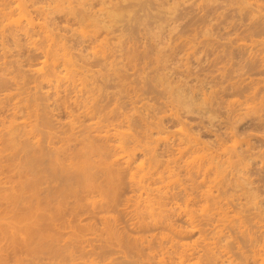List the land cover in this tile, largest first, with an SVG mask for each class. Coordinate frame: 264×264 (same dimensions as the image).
Instances as JSON below:
<instances>
[{
    "label": "bare ground",
    "instance_id": "6f19581e",
    "mask_svg": "<svg viewBox=\"0 0 264 264\" xmlns=\"http://www.w3.org/2000/svg\"><path fill=\"white\" fill-rule=\"evenodd\" d=\"M148 1L149 0H0V175L5 176V179H2L3 176H2V178L0 176V183H3V184L8 183L7 187H5L7 184L6 185L5 184L0 185V187H1L0 188V264H27L26 261H28V263L30 262L31 264L34 262L33 264H35L37 262V260H38V263L40 264V262L42 260V258L40 256H42L43 254L44 255L47 254L46 257H44L46 259H45V263H43V264H48V262H49V264H69V263H71V261H72L71 264H73V263L74 264H121L120 261L117 262L118 258L120 260L123 259L122 261L125 260L126 262L135 263V264H153V263L154 264H217L216 261H218L219 263H223V264H224V262H226L228 264L229 260L226 261V259H228L230 257V256H228V251H229V255H231V254H233V252H231L233 250L230 251L226 248L229 246L230 243L224 245L220 241V238H222V235L225 234L224 232L228 231L230 233V231L232 230L231 232L233 233V231L236 230L235 233L236 234L238 233L237 234L238 236L241 234V232L246 233L247 236H251L250 233L254 235V232H252L253 227L256 229L255 235L257 236V232H258L259 236H258V238L255 237V235L251 236L252 238L248 237L250 239L249 245H250V243H252V245H250V246H252L251 247L252 249L249 247V245H248V249L244 248V247H247V246H244V245H247L245 242L247 240L244 237L245 236L244 234H243L244 236L240 235V236H243L240 238H242V239L244 238L243 239L244 244L240 241H239V244H237L238 243L237 241L239 239L235 240V238H238V237H236V234H234L235 235L234 236L232 233L230 236L233 235V237H235L234 239H233V237H231L233 239L232 241H230L229 238L227 239V241L224 240V239H226V236H228L229 234L224 235L223 236L224 239L223 238L222 239L225 241V243L226 242L233 243L234 240L237 242V243L236 242L233 243L232 246L237 244L236 247L235 246L234 247L236 250H238L240 252V254L238 251L234 250L236 252L235 254L238 253L239 255H242V254L247 255V254H249V252H252V254L250 253L249 255L246 256V259L248 256L252 258L251 259L248 257L249 258L248 262L245 261L246 264L249 263L250 260H253L251 264L255 263V261L257 259H253V258H256L258 255H259V258H261L260 259L261 261L258 260L260 263L256 261V264L257 263L258 264H264V255L261 254V252L264 250V222L262 221V219L264 220V218L261 215V214L264 215V213H262L263 210L260 211L261 213L260 212L258 213V211H255V212H257L258 216L261 217V219L259 217L255 218V216H257V215H256V213L252 212L254 210L248 211V213L252 212L255 214L252 216L250 214H247V212H246L247 215L243 214V212L241 214L240 213L241 209L239 206L237 207V204H236V207L240 209V210L238 209L239 212H237V209H235L236 207L234 208L230 205L231 209L234 208L233 210L235 211V212L232 211L233 212V213H231L232 215L229 213L227 215L228 209L230 208V207L227 208L229 206V205H227V207H226L227 211H225L226 213H224V214H226V215H224V216H226V218L224 217L225 219L222 216H219V213H218L220 210H223L222 208H224V207H221L220 205L218 206L219 208L216 207V209L217 208L219 209V211L217 212V214L219 216V221L225 220V221L229 222V223L226 222L227 223L226 224L224 221H222L226 225L225 224L221 225V227L225 226L224 228H226L228 230L222 229V228H220V226H214L213 227L214 230L218 231L217 234L219 237H220L219 233H221V230L224 231V232L222 231L223 234H221V237L219 238L218 241L221 242L222 245H224L223 247H225L226 250L225 249L221 250L222 249L221 245H219V247H221V248H219L218 245L216 247H218L219 250H221L222 254H224V252L226 251L227 253L225 252V254L228 257L226 259H220L221 256H223V255L220 256L219 254H221V253H219L220 251L218 250V252H217L218 254H216L217 255V258H216V255H215V252H216L215 248L216 247H215V245H216V243L218 244V241L215 242L212 240V238L214 237V240H217L218 236L215 233V231L212 229V231L216 234V236L212 237V235H214V234H212V231H211L212 226L210 225L211 227H209V229L207 226V225H209V223H211V220L213 221V219H214V218L211 219L209 217V215L212 213V209L214 210L215 208L213 207L210 210L207 207H209L208 205L211 204V206H210V208H211L212 202H214V204H215V202H216L215 197L217 194L219 195V193H221V192L224 193V191L226 193H228L226 191L227 187L226 188L224 187L225 190L223 189V185H222V187H220L221 183L223 181H220V184L217 183V182H219V180L222 179L221 177H223V176H221V175L222 174L224 175V173L226 174L227 172L225 171L226 165L222 166V164L225 162V161H223V159L225 157H223V159H222L223 163H222L221 160H219L220 154H219V156H217L215 154L216 157H218V158H216L214 155L215 151H213L212 148H211V151H213V153H211V154L208 153V154L210 156L211 155H213V156L209 157L208 154L203 155L204 152H206V153L208 152V150H206L209 146L208 141H207L208 139L205 140V144L207 143L206 144L207 146H205V147H207L205 149L206 151L204 149H202V151L199 150V151H201L200 154H202L203 156H207L208 158L207 157L204 158V157H202V155L198 156L197 154L194 153L195 152L194 150L200 149V148H197V146L201 143V141L203 142L204 140H201L203 138H199L200 134L197 135L194 132V130L191 131V129L185 127V123L183 122V121H185V119L183 120L182 117L180 119V115H179L180 113H177L178 110H176V112L169 111L170 113L167 114L168 116H166L165 113H164V115L163 114L160 115L161 112L158 111L160 113V114H158V112L157 111L155 112L154 110L153 111L155 113H153L152 115H148V114H146L147 112H143L144 114H146L145 115L146 117H145L143 114H142L143 116L141 115V113H142L141 110L138 111L136 109L140 113V115L137 113V111H136V113L138 115H135L136 113L133 114L135 112V109H134V111H133V109H131L132 110L131 112H133L132 114L134 115L133 116V115H131L130 111H129V113L124 111L123 110L124 108L121 109L123 111L122 112L123 114H122L120 109H118V108L116 109L117 105L114 108L112 107L114 110L111 108H107L106 104H102L101 101L99 102V100H102V99H100V98L98 99L96 97L95 91H97V89H98V84L96 83V80L93 81L94 80L93 78H96V77H94V74L92 73V69H90V67L93 66V65H91L93 62L92 63L89 62V59L90 58H96L98 63L102 62L101 63V64H103L102 66H104V64H109V67H110L111 64H110V62H108V58H109V56L110 57L112 56V55H110V54H112L111 53L112 47L113 46L116 47L118 45L120 48L123 49L122 40H125V39H123L124 35L123 34L121 35V29L119 27H122V26L125 27V24L123 22V21H125L124 17L125 18L129 17L133 21H136V19L139 17V16H137L138 12H141L142 10H143V13L145 12V15L148 14L150 17V14L154 13V11L156 9H154V11H152L151 8L153 9V6L151 5V3H149V2H151V0L149 2ZM156 1L158 2V0H156ZM156 1H154L155 5H156ZM212 1H215V0H199L198 1L196 10L194 11V13H196V11L198 10L197 14H195L196 16H198V19L203 18L204 15L208 12L207 11L208 7L211 6ZM243 1H246V2L250 1L249 2L250 5H252V6L255 5V7H257V8L254 9L255 10L254 13L255 14L259 13L256 15H257V17H261V19H262V15L258 16V15H260V13L262 14V10H264V5H262L260 3V1L259 2H257L258 0H253V1L243 0ZM154 2L152 4H154ZM252 2L254 3V5ZM159 3H160V5L162 4L161 1H159ZM164 3H166V2H164ZM246 4L248 7V3H246ZM163 5L164 4H162V6ZM133 6L137 7V9L136 8L131 9V8H134ZM156 8H158V7H156ZM169 9L168 8L166 9L169 12L166 10H165V12H168V14L171 15V17H169V18H171V20H172V18L175 19L176 15L178 13H181L180 4L178 2H174V4L172 6H170ZM240 9H242V7L239 8V11H240ZM242 10H244V9H242ZM240 12H242V11H240ZM190 14L192 15V12ZM152 15L153 14H151V17H152ZM216 15L218 16V13ZM153 16H156V15H153ZM248 17H250V16H248ZM251 17L253 20L256 16L251 15ZM176 18H178V17H176ZM216 19H217V17H216ZM255 19H257V18H255ZM261 19L259 18L258 21H260ZM263 19H264V17H263ZM250 20H251V18H250ZM258 21H257V23H258ZM250 23H251V21H250ZM254 23H255V21L252 23L253 26H254ZM127 25H129V24H127ZM232 25H229V26H232ZM244 25H246V24H244ZM236 26H238V25H235V27ZM242 26H243V24H242ZM248 26H246V27H248ZM124 27H122V30H124L123 29ZM113 28L114 29H116V28L120 29L119 35L118 34L116 35L114 33V35H116L115 37L112 35H111L112 37H109V39L112 38V39L117 40V45H114V43L111 42L112 39H110L111 41L109 43L108 36H106L110 32L109 29H111V32H112ZM222 29H223V27H222ZM244 29H245V27H244ZM212 30H213V28L205 29L203 31V33L201 34L200 39L202 37L203 38L200 41L199 40L195 41V38H197L196 36L191 37V36H186V35H184L186 37L183 36V39L181 38L182 42L179 40L180 43L184 42V44H185L184 50L182 49V47L184 45L180 44V46L183 45L181 47V49L183 50L181 55L186 56V57H184V59L185 58L188 59L187 57H189L191 55L192 50L195 51L196 48L200 46L199 42H200V44L203 42H209L210 40H212L214 38V35L212 36V34L214 33V32H212ZM234 30H235V28H234ZM236 30H237V28H236ZM249 30H251V29H249ZM234 32H233V35H234ZM247 32H248L246 35L247 37H245V38H238L237 34L238 33L240 34V32L239 31L235 32V34L237 36L236 37L234 35L236 37L235 39L239 40V42L237 41L238 43L237 42L235 43L236 44L235 50L238 51L237 53L241 52L239 54L240 56H241V54L244 55L247 50H249V51L251 50L250 53H249V51H247V53H249V54L246 53L245 58H246L247 62L251 65V68H252V67H254L253 64L256 63L254 61L256 58V55L254 54V53H256L255 52L256 50L253 49V50H255L253 53L252 48L257 47V49H258V46H256L257 43L261 48V44H259L260 42L257 41L258 38L256 39V37H255L256 33H253L252 31H247ZM102 33H103V36L100 37V35H102ZM248 34L249 35L251 34V35L249 36ZM131 35H132V33H131ZM240 35H243V34H240ZM155 36H157V35H155ZM234 36H232L233 39H234ZM256 36H258V35H256ZM129 38L132 39L131 36H129ZM226 38L228 39V42H227V44H226V42L225 43L223 42L225 44V46L228 45V43L230 42L229 40L233 41L231 39V35L226 36ZM260 38H259V40H260ZM261 40H262V38H261ZM263 41L264 40H262L261 43H263ZM195 42L196 43L198 42L197 43L198 46H196V44H193ZM215 42H217V39ZM218 42H220V41H218ZM128 43H129V41H127V44ZM160 43H162V42H160ZM173 43H175V42H173ZM223 43H221V44H223ZM167 44H169V42ZM211 44H212V42H211ZM211 44L209 45V47L211 46ZM111 45H113V46H111ZM126 45H125V47H126ZM194 45L196 46L194 48L195 50L193 49ZM173 46H177V45H173ZM205 46H207V45H205ZM205 46L203 44L202 47L201 46L199 47V49L201 48V50L203 48H205L202 51L206 50V52H204V53H206V54H204V56L206 55V57H204L202 60L200 57V55H201L200 52H199L200 55L197 53L199 56L195 52H192L193 57H195L193 53H195V55L198 56L197 58L195 57V59L197 61L194 58H193V60H195V62H197L196 64H200L201 67L204 66V64L202 65V63L207 61V59H208V64L206 63L207 66H209L210 62H212L213 64L215 62H217L216 55H215L216 58L214 57V59L207 57L208 56L207 52L208 51L213 52V50L215 49L216 46L213 45L210 48L205 47ZM115 47H114V49L119 48V47L118 48H115ZM160 48L161 47H159L157 49H160ZM260 48H259V50L262 49V48L261 49ZM162 49H164L163 46H162ZM113 50H112V52H113ZM161 50H158V51L161 52ZM158 51H156V52H158ZM171 51H173V50H171ZM178 51L180 53V50H178ZM221 51L225 52L224 48ZM114 52H115V50H114ZM175 52H176V49H175ZM175 52L172 53L173 55L171 54V59H172V56H173V58L175 57V55H176ZM196 52H198V51H196ZM215 52L218 53V51H215ZM227 52H228V50L226 51V54H227ZM153 53H154V50H153ZM183 53H184V55H183ZM229 53L230 54L232 53L231 55L235 54V53L230 52V51H229ZM165 54H166V52H165ZM202 54H203V52H202ZM214 54H216V53H214ZM214 54H213V56H214ZM218 54H220V53H218ZM218 54H217V56H218ZM230 54H228L227 57ZM256 54L258 55L261 53H256ZM135 56H137L136 53H132L128 57L129 61L132 62L133 65H135L133 62V59L135 58ZM160 56H157V57L159 58ZM162 56H163V54H162ZM180 58H181V56H180ZM205 58H207V59H205ZM209 59H211V60H209ZM229 59H230V57H229ZM241 59H242V57H241ZM158 60H160V59H158ZM158 60H156V63ZM188 60H186V61L188 62ZM164 61H166V60H164ZM164 61H163V63H165ZM171 61H173V60H171ZM231 61H232V59L228 61L229 63L227 62L228 66L231 64L230 63ZM263 61H264V59H263ZM259 62H261V61H259ZM163 63H162V65H163ZM166 63H170V61L166 62ZM174 63H176V62H174ZM158 64H159V62H158ZM222 64H224V63L222 62L221 64H217V65L222 66ZM244 64H245V66L247 65L246 61H244ZM88 65H90V66H88ZM171 65H172V63H171ZM237 65H235V66H237ZM240 65H241V63H240ZM261 65H263V64H261ZM228 66L226 65L225 67L228 68ZM230 66H229V68L232 67V66L231 67ZM24 67H25V69H24ZM104 67L107 68L108 66H104ZM156 67H157V64H156ZM158 67H159V65H158ZM173 67H174V65H173ZM198 67H199V65H198ZM225 67H224V65L222 66V68H225ZM238 67H239V65H238ZM113 68L117 69L118 67L117 68L113 67ZM165 68H167V67H165ZM168 68L173 70L170 66ZM194 68H195V66H194ZM262 68H264V67H262ZM108 69L109 68H107L106 70H108ZM114 69L111 73L114 72ZM170 69H168V70H170ZM185 69H188V68L185 67ZM199 69L201 70V68H199ZM225 69H224V71L222 69L221 73L226 72ZM254 69H257V68H254ZM163 70H164V68H163ZM171 70H170V72H171ZM189 70L190 69H188V71ZM235 70H236V72L237 71L240 72V69L239 70L235 69ZM242 70H241V72H242ZM260 70H261V68H260ZM119 71H121V70H119ZM119 71L115 70V72H117V74L120 73ZM179 71L180 70H178V72ZM218 71H220V69ZM231 71H232V69H231ZM115 72L113 75L110 74V72H109L110 75L108 73H106L108 76L103 74L101 79H103V81H105L107 84L108 81H106V80H109V77L111 75L114 76ZM176 72H177V70H176ZM186 72H187V70H186ZM163 73L165 74V72H163ZM204 73H206V72H204ZM216 73H218V72H216ZM255 73H256V71H255ZM257 73H259V72H257ZM247 74L248 73H246L245 78L248 77ZM120 75L121 74H118V76L116 75L117 77H114L112 79H115V78L117 79L118 77H120ZM170 75H171V73H170ZM197 75H199V74H197ZM213 75L214 74H212L211 77L209 76L210 78L208 76L206 77V75H204L205 77H203V78L206 80H207V78H209V79H211L210 81L212 82L213 78L215 77V76L213 77ZM224 75L227 76V74H224ZM166 76H167V73H166ZM172 76H170L171 79H172ZM200 76H201V74H200ZM240 76H241V74H240ZM196 77L197 76H195V78ZM220 77H221V75H220ZM222 77H223L222 79H224V76H222ZM235 77H237L236 74H235ZM249 77H248V79L250 81L249 80L247 81L244 78H240V79L238 78V80H236L232 77V80H230V84L232 85V88H234L235 84H236V87L241 86L242 83L245 84V80L247 81V83H249V82L252 83L254 80H252L253 78H249ZM255 77L260 78L261 76L260 77L255 76ZM166 78H168V77H166ZM195 78H194V81H195ZM118 79L123 80L122 78H118ZM185 79H186V76H185ZM187 79H189V78H187ZM187 79L185 81H189ZM91 80L95 83H92ZM261 80H262V77H261L260 81ZM88 81H91V82H88ZM200 81H199V84H200ZM210 81H207V83H210ZM214 81H215V79H214ZM101 82H102V80H101ZM119 83H120L119 85L121 86V87L119 86V88L122 90L123 89L122 87L125 86L126 83L124 82V80H123V82L120 81ZM121 83L123 84V86ZM202 83H203V85L205 84L204 82H202ZM216 83H217V81H216ZM220 83H221V81H220ZM227 83H229V79L227 80ZM93 84H96L97 86H95V85L93 86ZM176 84H177V82H176ZM226 84H224V85H226ZM255 84L257 85V83H255ZM172 85H173V83H172ZM172 85L171 86L168 85V87H170L171 91L174 93V95H171V97H170V94L172 92L168 95L172 100L170 103H172V104H174V102L175 103H177V102L182 103L184 106H182V104H178V103L177 104L182 106V109L184 107L186 108V109L184 108V110H187V111L183 110L184 112L189 111L190 113H192V112L193 113H199L198 115H196L198 117L201 114H204L206 112V110L211 109L213 107L211 105L213 98L217 97V96L213 97L211 93L210 94L204 93L206 91H204V92L200 91L201 93L195 92V91H199V90L195 87L197 90L193 91L194 89L192 90V88L191 89L189 88L190 86L192 87V85L188 84L189 86L186 87L185 86L186 83H184V85H182V83H181V86H179L177 84L178 88L176 85H174V86H172ZM231 85H229V86H231ZM233 85H234V87H233ZM261 85H263V84H261ZM88 86H90V87L88 88ZM91 86L96 87V89L91 88ZM159 86H160V84H159ZM208 86H209V84H208ZM229 86H228V89H229ZM246 86H248V85H246ZM163 87L165 88V86H163ZM168 87H167V89H168ZM209 87H212V86H209ZM236 87H235V89H236ZM172 88H175V89L177 88L176 92H174L173 91L174 89H172ZM213 88H214V86L211 89H209V91L210 90L215 91V88L214 89ZM220 88L222 89L223 86ZM254 88H255V86L253 87V89ZM257 88H258V85L256 86L255 89H257ZM124 89H126V86ZM228 89H227V91H228ZM231 89L229 90L230 92H231ZM121 90H119V91L121 92ZM158 90H160V89H158ZM161 90L163 91L164 89H161ZM205 90H206V86H205ZM122 91H126V90H122ZM233 91H235V90L232 89V92ZM237 91H238V89H237ZM251 91H252L251 92L252 95L250 93L249 97L250 96L254 97L255 96L254 94H256V90L255 91L251 90ZM132 92H133V90H132ZM223 92H225V91H223ZM246 92H247V90H246ZM133 93L135 94V96L133 94L132 95L137 98L136 93L135 92H133ZM128 94H129V92H128ZM225 94H224V96H225ZM236 94H237V92H236ZM236 94H234V96H236ZM205 95H206L207 99H209L208 98L209 96H207V95L212 96V101L211 100H210V102H209V100L206 101L207 99L205 98ZM124 96L127 97L126 94ZM129 96H131V95H128L129 103H131L130 100L135 102L136 98H134L132 96H131L132 98H129ZM201 96H203L202 100H204V101L198 100ZM243 96H245L244 93H243ZM246 96L248 97V95H246ZM261 96H262V94H261ZM261 96H259V97H261ZM263 96H264V94H263ZM98 97H100V96L98 95ZM165 97H167V96L165 95ZM172 98L175 99L174 102H173ZM220 98H218V99H220ZM234 98H233V100H234ZM239 98L238 99L236 98V99L239 100ZM261 98L263 99V97H261ZM210 99H211V97H210ZM228 99H229V97H228ZM247 99L244 100V102L246 101V103H244L242 101H241L242 103L241 102L237 103V101H236V103H237L236 108L238 107V109H237L238 111H240V109H242L241 108L242 106L244 107L242 109V111H244V109L246 107H248L247 105L251 101L249 102ZM167 100L168 99H166V102H167ZM230 100L227 103H229ZM258 100L260 101V98ZM159 101H160V99H159ZM169 101L170 100H168V102ZM205 101H206V103L208 102L207 104L211 105L212 107L207 106ZM216 101H215V103H216ZM232 101L230 102V104H232ZM259 101H258V103L261 104L262 101L261 102H259ZM99 103H101V104H99ZM240 103L241 104L244 103L246 106L242 105L241 107H239ZM217 104H218V102H217ZM230 104H228V105H230ZM234 104L235 103H233V105ZM254 104L257 105V102L256 103L254 102ZM263 104H264V101H263ZM257 106L260 107L259 105H257ZM118 107H119V105H118ZM175 107L177 108L178 106L176 105ZM209 107H211V108H209ZM231 107H232V105H231ZM62 108L64 110H61ZM167 108H170V107H167ZM171 108H172V106H171ZM248 108L251 109L250 104H249ZM178 109H180V108H178ZM250 109H249V112H248V109H247V111H245V112H248L247 117L252 112L255 114L254 111L250 112ZM58 110H60V112L64 111L65 112L64 114H66V117H65L66 120L64 119L65 121L62 122V124H61V122H60V124H58L59 122L57 121L58 120L57 116L59 114ZM116 110L117 111L119 110L118 113L120 112L122 114L121 115L122 117L120 116V119L118 118V116L116 117V115H115V113L117 112ZM170 110H172V109H170ZM260 110H259V112H260ZM112 111H115V112H113L114 114L112 113ZM165 111H166V109H165ZM179 112H181V111L179 110ZM120 113L118 115H120ZM166 113H167V111H166ZM209 113L212 114L211 111ZM227 113H225V114H227ZM236 113H238V112H236ZM263 113L264 112H262V114ZM187 114H189V113H187ZM211 114L210 115L208 114L210 117L207 115V113H206V115L205 114L204 115L207 116V119H213L214 120V118L217 115H215L216 113H214V115L212 114L214 116V118H212L213 116H211ZM233 114H234V112H233ZM243 114L246 115L244 112H243ZM191 115H193V114H191ZM204 115L202 117H204ZM258 115H260V114H258ZM149 116H151L150 117V119L152 118L151 120L148 118ZM80 117H83L82 119L86 118L88 120V122L82 120ZM242 117H240V118H242ZM228 118H229V116H228ZM258 118H260V117H258ZM54 120H56L57 122ZM166 120L172 121V122L178 121V125H179L178 129L176 126H175L176 127L175 129H177L176 130L177 133H179L181 136L180 137L177 136L178 134H176V136H177V139H178V137L181 140H183V138H184V142L182 141V143H181V141H179V139H178V141L176 140L178 143L176 142V144H175V142L172 143V141H170L168 139L169 138L168 136H165L166 134H168L167 129L169 127V126H165V124H164V121H166ZM216 120H219V119H216ZM239 120H241V119H239ZM236 121H235V123H233L234 126L237 123ZM124 122H126V123L124 124ZM196 122H198V121H196ZM208 122L211 123L212 120L211 121L209 120ZM238 122L240 123V121H238ZM142 123H144V124H142ZM187 123H189V122L187 121ZM214 123H215V121H214ZM217 123L219 124V122H216V124ZM228 123L230 124L231 121H229ZM190 124H192V123L190 122ZM221 126H222V124H221ZM225 129H227V128H225ZM205 130H206V128H205ZM205 130H204V132H205ZM233 130H231V131H233ZM256 131L258 132V130H256ZM165 132H167V133L165 134ZM263 132H264V130H263ZM148 133H149V135H151V134L157 135V136H155L157 138L155 140H157L158 144L162 139H165L166 137H168V138H166L167 141L166 140L165 141L166 142L170 141L172 144L171 143H165L161 147L156 146V145L151 146L150 140L152 142H155V141L152 140V139H154V138H152L153 136L149 137V138H151V139H149V141H148V139H145V138H148V136H147ZM169 133H172V132H169ZM207 133H208V131H207ZM161 134H165L164 138H161V136L163 137V135H161ZM213 134H214V132H213ZM223 134L225 135V133H223ZM251 134L253 135L252 132H251ZM173 135H175V134H173ZM141 136L144 138H140ZM208 136H206V137H208ZM229 136H231V134ZM250 136L251 135H249V137ZM239 137H241V136H239ZM239 137L236 138V140L234 139L235 138L234 137L233 140L237 141L239 143V140H241V139H239ZM173 138L176 139V137H173ZM158 139H161V140L158 141ZM211 139H213V137ZM237 139H239V140H237ZM244 139H245V141L242 139L243 141L241 140V142L239 144L237 143L238 145H240L242 143L238 148H236L237 145L236 146L235 145L230 146L228 144H227V146H229V147H227L224 144L225 142L223 143L224 144V146H223V145H221L223 141L222 142L219 141L220 143L218 142L217 145H219L218 147L222 146L225 148V149L223 148L224 151H222V153H224V154L228 153L227 151H230L228 156H226L227 158H225V159H227L226 164L229 163L228 166L231 167V170L229 169L230 167L227 169H229L231 171V175H230L231 177L230 178H233L232 180H234V177H236L235 179L238 182L234 183L231 180V183L233 182V184H237V185L232 186V184H231V186H229V187L244 186V188H243L244 191L241 187L238 189H240V193L242 191V193H241L242 197H243V195H245V197H246L245 199L243 198L244 200H246L243 202V204L245 202L247 203V201H248V204L245 203L247 205L246 210H248L251 207L252 203L253 204L255 203L252 200L253 199L252 197L254 196V200L259 198V197L256 198V196L258 194L254 195L256 193L253 192V191H255V189L257 192V188L259 190V187L255 186L256 185L255 182L252 183V181L250 180V179H252L251 177L249 180H248V178H246L247 177L246 171L248 169L247 166H249V164H248L249 162H247V160H249V158H251V157H249L250 154L255 153V152L252 150V149H254V148H252L254 146H253V144H251L252 147L250 146V142L247 140L248 138L247 139L244 138ZM94 140L99 141V142L97 141L98 145H97V142L94 143ZM215 140L217 142L218 139H215ZM162 141H164V140H162ZM234 141L232 143H235ZM185 142L190 144L192 147H195V149L191 147V149H194L193 150L194 152L188 151L190 149L186 150V148H188V145H185L186 144ZM243 142H244V144H243ZM210 143L211 142L209 141V144ZM180 144H182L181 147H183V146L185 147L186 152L188 151V152L192 153V156L189 157L190 160H189V158H187L188 155H187V157H184V158H187L188 160L187 159L186 160L181 159V160H183V162L181 160H179V162L181 161L183 164L178 162V159H180V156H182L181 154L184 151V147L181 149L177 146ZM259 144H258V146H259ZM201 146H204V144H201ZM243 146H244V148H243ZM230 147H233V148L235 147V148L230 149ZM202 148H204V147H202ZM180 149H181V151H179ZM208 149L210 151V148H208ZM226 149H227V151H225ZM250 150H251V152H249ZM176 151H179V154H176L177 156H175V153H178ZM196 151H198V150H196ZM218 151H221V149L219 148ZM245 151L250 153V154H248V153L246 154ZM242 152L243 153L245 152L244 153L245 156L243 155ZM184 154H183V156H184ZM187 154H189V153H187ZM193 154H195L194 155L195 157H193ZM261 154L262 153H260L259 156H262ZM247 155H249V156H247ZM222 156H223V154H222ZM254 156H256V155L252 154L253 159H255ZM263 156H262V158H263ZM197 157H199V160H201V162L199 160H197L198 159ZM246 157H248V158H246ZM195 159L198 162L195 161ZM203 159H204V161H202ZM263 162H264V160L262 161V163ZM220 166H222L223 168L225 167L224 168L225 172L222 170L224 173H222V171H221L222 168L221 169L219 168ZM97 167H98V171L96 170ZM259 167H260V165H259ZM218 168L220 169L219 171L221 172V174H219L220 176H218L215 172V171L218 172ZM229 170H227V171H229ZM126 171H128V175H129L128 176L129 185L135 186V191L136 190L139 191V189H140L139 195L135 196L137 199L138 198L139 199L137 201L135 198H133L136 200V201L134 200V202H137L136 203L137 206L139 205V203L141 201L145 202L143 206L148 207V209L146 210L147 212L145 211L146 213L144 212V210L146 209L144 207V210L141 209L140 212L138 211L136 214H133L132 219H131V216H129L130 217L129 219H131V220H129V223L133 222V225H134L133 228L137 227L136 229H138V228L141 229L142 227L143 228L149 227L151 225V223H152V225L156 224V227H157L158 223L159 224L162 223V225H164L166 227V232H164L163 230H160L163 232H159L158 237L156 235L155 236L151 235L152 236L151 238L148 237L149 239H152V240H147L148 239L147 237H145V239L141 238L142 240L144 239V241L146 242L145 243L143 241L145 243V245H144V243L139 245V242L141 243V240L137 241V239L139 237H137V239L135 238L134 240H136V241L134 242V240L132 241L133 238L132 239L130 238L131 239L130 240L128 237V239H127V238H125V234L122 231H121L122 233L117 231V230H119V228L115 229L117 227L115 225V223L117 221V215H116V213H114L115 215H113L114 210L113 209L111 210L110 207H112V206L116 207L115 204L116 203L119 204L118 202L120 201L121 194H122L120 191H122L121 189H124L123 187L125 186V180H124L125 176L123 174ZM209 171L211 172V174L215 173L218 176V180L216 182L215 179L217 178V176L214 175L216 178L215 177L213 178L215 180V181L213 180L215 183H213V181H212L213 185L215 184L213 187H217L219 184L220 186H218V187L220 189L222 188L223 190L221 189L222 191H220V189H219V191H220L219 192L218 190H214L211 187L209 188V186L207 184L206 185L208 186V188L210 190L207 189V187H206V189L205 188L204 189L208 193L206 192V194H204L205 190L201 189L200 193L202 195L204 194L203 195L204 198L202 197V195H201V197H202V199H205V196H206V198L208 200L206 199L207 201L206 200H204V201H206V203H208V205L206 203H204V206H203V203L201 205V207H204L207 209H204V208L201 209L200 206L197 205V206H199V208L201 210L198 207L197 208L195 207L196 209L200 210V213L198 216H202L201 219L204 218L203 219L204 221L203 220L200 221V218L195 219L196 216L193 217L194 214L192 215V213H195L194 212L195 210L193 211L192 207H191V209H189L190 207L189 208L187 207L188 206L187 203L189 200H190L189 201L190 203L191 202L193 203V201L194 202L196 201V200H194L195 198H193V197H195V193L193 196L188 197L190 195V190H189V188L187 189V186H191V185L193 186L194 184L196 185L197 176H199L201 173H203V175H206V173H208ZM212 171L214 173H212ZM230 171L228 172V174L230 173ZM95 172H97V173H95ZM238 172H240V174H238ZM98 173L102 174V175L99 174V176L101 175V178H98ZM245 173H246V175H245ZM211 174L206 175V179H207V176L210 177ZM90 175H91V177H90ZM232 176H234V177H232ZM45 178L46 179L48 178V179L46 180ZM82 178H83V180H82ZM90 178H91V180H93L95 182L97 180V182H96L97 184H95V183L93 184V181H91ZM95 178H97V179H95ZM189 178H192L191 179L192 182L187 181L188 185L185 182L186 185L184 184V186H183L182 183H184V180L189 179ZM193 178H195V180H193ZM99 179H102L103 181H100ZM203 179H205V177L202 176V174H201L200 178H198V181L201 180V182H202ZM224 179H226V181L227 180L229 181V179L225 178V176H224ZM48 180H50L53 183L52 187H50V188L48 186H47L48 188L47 187L46 188L40 187L43 181L46 184L45 181H48ZM84 180L85 181L87 180L86 181L87 183ZM208 180H211V179L208 178ZM208 180H206V181H208ZM189 181H190V179H189ZM193 181L194 182L196 181V183H193ZM206 181H203V184H205ZM228 181L223 182L222 184H224V186H227ZM91 182L94 186L91 184ZM80 183L81 184L84 183V184H82L83 186L87 184L86 186H84L85 190H84V188H80V187H83L82 185L80 186ZM190 183H192V184L189 185ZM199 183H200V181H199ZM199 183H197V184L199 185ZM210 183L211 182H209V184ZM212 183H211V186H212ZM251 183L254 185V187H253V188H255L254 190H252L253 188L250 187V186H253V185H250ZM203 184L201 186H203ZM229 184H230V182H229ZM90 185H92L91 188H93V189L90 188ZM199 186L196 185V188L198 187V189L200 190V188H202V187L201 186L199 187ZM245 186H246V189H248V191L245 190ZM218 187L215 189H218ZM42 189H43V191H42ZM193 189H195V188H192V190ZM233 189H231L229 191L231 192ZM263 189H264V187H263ZM88 190H90V191H88ZM195 190H193V191H195ZM213 190L218 191V193L215 194L216 193L215 192L213 194V193L209 192V191H213ZM198 191L196 193H199ZM248 193L250 194L252 199L248 198V200H247V196L250 197L248 195ZM257 193H259V192H257ZM142 194L143 195L145 194V195L143 196ZM191 194H192V191H191ZM211 195H215V196L211 197ZM230 195L234 196V195H237V193L236 194L232 193ZM119 196H120V198H119ZM133 196H131V198ZM142 196H143V198H142ZM208 196H210L213 201L211 199H209L210 197L208 198ZM179 197L185 198L183 200L184 201L187 200V201H185L186 204H185V202H183L184 204L181 203L182 200L180 198V201H179ZM197 197L199 198V195H197ZM226 197L228 198L229 195ZM131 198L126 197V200L130 201ZM191 198H193V200H191ZM198 198H196V199H198ZM213 198H215V199H213ZM218 198H217V200H221L220 199L221 197L219 199ZM223 199L225 200V198H223ZM235 199H237V198L235 197ZM239 199H240V197H239ZM81 200H83V201H81ZM209 200H210V203H209ZM228 200H229V198H228ZM262 200H264V198L261 199V201H259V202L261 203ZM226 201H223L222 203H225ZM236 201L237 200H235L233 202L236 203ZM242 201L240 203H242ZM249 201H252L251 204ZM82 202H84V203H82ZM142 202L140 204H142ZM259 202H256V203L260 204ZM198 203H200V202H198ZM237 203L239 205V201ZM133 204L134 203H132V205ZM136 204H134V205L136 206ZM182 204L184 205V207ZM231 204H233V203H231ZM245 204H244V206H245ZM258 204H256L257 206L253 205L254 207H256V210H257V208L260 210V207L258 206ZM84 205L90 210V212L87 209L83 208ZM67 206L68 207L70 206L69 209ZM137 206H136V208H137ZM240 206H242V205L240 204ZM254 207H253V209H255ZM65 209H67L69 214H70V215H68V218L70 216H72L73 219H75V217L79 214L80 211H81V213H84L85 211H86V213H88V212L90 214L92 213V215H94L95 217L97 215V218H99L98 223H100L101 225L100 226H98L97 224L95 225L94 221H91V223L94 222L93 223L94 226L91 223L88 225V222H90V220H86L87 221L86 222L82 219H79L80 218V216H79L80 214H79L78 215L79 217H77L76 220L77 221H78V219L82 220L81 221L82 223H80L78 221L80 224L79 223L77 224V221H76L73 224V223H71V221H72L71 217H70L71 220H69L70 218L66 219L65 220L66 221L65 227H66V224L67 225L69 224L67 226V228H68V230H70V229L71 230L69 232H68V230H65V229L64 230L66 232H63L64 230L63 231L60 230L61 233H63V234L65 233L64 235L61 234L62 238H60L59 237L60 231L58 229L59 228L58 221L65 219V217H63V216H66V214H67V211ZM109 210L112 211V217L113 218L111 217ZM134 210H135V208H132L131 214L134 213ZM202 210L204 211V213ZM205 210L206 211L210 210V212H211L209 214V212L207 211V217H205L206 215H204V214H206ZM244 210H245V208H244ZM64 211H66L65 215H64ZM176 211L178 214L180 212H182V214H183V212H184L183 215H185V219L187 217V219L189 220L188 225L186 224L187 226H184L183 224H182L183 225L182 226V225H179V222L177 224H176V222H174V220H176L174 218V213L177 214ZM135 212H136V210H135ZM201 212L203 214H201ZM221 212L222 211H220V213ZM138 213L139 214L144 213L147 215H146V217H143L145 215L138 216ZM98 214H99V216H98ZM212 214H214V212ZM215 214H216V212H215ZM222 215H223V213H222ZM228 216H230V218ZM108 217H109V219H108ZM135 217H136V219H135ZM111 218H112V221L114 222L113 224H112V222H110ZM114 218H115V220H114ZM215 218L217 219V216ZM243 218H245V220H248L250 223L248 221L244 222ZM253 219H254V221H253ZM133 220H135V222ZM215 220L213 221L212 225L220 223V222L214 223V222H216ZM62 221L64 222V220H62ZM73 221H75V220H73ZM130 221H132V222H130ZM182 221H184V220H182ZM217 221H218V219H217ZM231 221H233V222L238 221V222H237V224L233 225L232 224L233 222L230 223ZM63 222H61V223H63ZM83 222H85V223H83ZM248 223H249V225H248ZM74 225H77V226H74ZM78 225H80V226H78ZM133 225L131 224L130 226L132 227ZM201 225L203 227H201ZM250 225H252L251 232L247 233V232H249V226ZM61 226H63V225L61 224ZM95 226L100 227L99 228L100 230ZM77 227H79V228L77 229ZM80 227L83 228L84 231H81ZM216 227H219L218 229L220 231ZM229 227L231 228V230L229 229ZM61 228H64V227H61ZM202 228H204V229H202ZM97 229L99 230V232ZM158 229H159V227H158ZM207 229L210 230V232H211V234L209 232L208 235L210 234L209 236H211L210 241H213L215 243L214 246L212 244H210V242L208 243L206 241L207 239H209L208 238L209 236L208 237L206 235L204 236V233L207 234V232H204L203 230L206 231ZM131 230H132V228H131ZM202 231H203V233H202ZM58 232H59V234H58ZM196 232H198L197 233L198 234L197 239L199 240V242H196V241L193 242L192 241V243H190V241L182 239L183 238L182 236L187 234V237H189L188 234H193ZM228 232H226V233H228ZM66 233H68V235H66ZM88 234L89 235L92 234V238L91 239L89 238V240H87V237H91V236H89ZM123 234H124V236H123ZM63 236L65 238H67L66 236H68V238L63 240L64 239ZM146 236H150V234H148ZM140 237H141V235H140ZM253 238H257V239H253ZM186 239H188V238H186ZM92 240H96L97 244L92 243L91 242ZM252 240H253V242H252ZM90 242L92 244H90ZM137 242H138V246H140V247L137 246ZM196 243H202V248L204 247L203 248L204 250H206L205 248H207V247H208L207 250L210 249L209 251H207L208 255L202 249V252L206 254V257L203 258V256H205V255H203V256H201V258H203V260H205L206 262L205 261L203 262V260L200 259V255L203 253L201 251H199L200 249L198 250V247H200V246L196 247L198 245ZM241 243L244 247H241ZM203 244H206L207 247L203 246ZM209 247H212V248L215 247V248H213V249H215V252H214V250H212ZM242 248L244 250H242ZM229 249H233V247H230ZM246 250H249V251H246ZM198 251L200 252L199 256H198V253H199ZM8 252H13V253L16 252V254L13 256V258H9L10 257L9 256L8 257L9 260H7L6 255L9 254ZM196 253H197L198 257L195 255ZM85 254H87V255H85ZM99 254L104 256V257L100 258L101 256ZM112 254H118V256H113ZM235 254H233V255H235ZM98 255H99V258H98ZM193 255H195L197 257V258L195 257L196 259H193L195 261L188 258V257H194ZM226 255L224 257H226ZM233 255H231L232 257L230 258V262H231L230 264H238V263L241 264V263H243V262H241V260L239 262V259H238V263H234V260L232 263L231 259L234 258ZM243 255L241 257H243ZM250 255H252V256H250ZM218 256H220L219 260L220 261L222 260V262H220L218 260ZM254 256H256V257H254ZM244 257H245V255H244ZM40 258H41V260H39ZM75 258L78 259V261L74 260ZM235 258H236L235 260H237L238 257L235 256ZM239 258H240V256H239ZM10 259H12V261H10ZM244 259L245 258H243V260ZM223 260H225V261L223 262ZM67 261H69V262L67 263Z\"/></svg>",
    "mask_w": 264,
    "mask_h": 264
},
{
    "label": "rangeland",
    "instance_id": "374dc122",
    "mask_svg": "<svg viewBox=\"0 0 264 264\" xmlns=\"http://www.w3.org/2000/svg\"><path fill=\"white\" fill-rule=\"evenodd\" d=\"M150 1V0H149ZM148 1V2H149ZM154 1H156V0H151V2H149V3H151V5L153 6V9L151 8V10L152 11H154V9H156L155 11H154V13H151V14H153V15H156V16H153L152 15V17H151V14H150V17H149V15L148 14H146L145 15V12L143 13V10L141 11V12H138V14H137V16H139L137 19H136V21H133L132 19H130L129 17H127V18H125L124 17V19H125V21H123L124 22V24H125V27L124 26H122V27H124L123 29L124 30H122V27H119L120 29H121V35L123 34L124 36H123V39H125V40H122V46H123V49L122 48H120L118 45H117V40H115V39H112V38H110V39H112V41L109 39V37H112V36H116L117 34L119 35V31H120V29L119 28H116V29H112V32H111V29H109V33H108V35H106V36H108V39H109V43H110V41L111 42H113L114 43V45H117L116 47L115 46H113V45H111V46H113L112 47V50L114 49V47L115 48H118V49H114L115 50V52H114V50H113V52H112V50H111V53L112 54H110V55H112L111 57L109 56V58H108V62H110V67H109V64H104V66H108L107 68H109L108 70H106L107 68H105L104 66H102L103 64H101L102 62H99L98 63V61L96 60V58H90L89 59V62H93L91 65H93V66H91L90 67V69H92V73L94 74V77H96V78H93L94 80L93 81H95L96 80V83L98 84V89H97V91H95L96 93V97L99 99H102V100H99V102L101 101V103L102 104H106V106H107V108H111V109H113L116 105V109L118 108V109H120V111H121V113L123 112L121 109H123L124 111H126L127 113H129V111L131 112L132 110L131 109H133V111H134V109H135V112L133 113V112H131V115H133V114H135L136 113V111L138 110H141V115L143 114L144 116L146 115V114H148V115H152L153 113H155L156 111L158 112H161V114L158 112V114H160V115H164V113H165V115L166 116H168L167 114L168 113H170L169 111H174V112H176V110H178L177 111V113H180L179 115H180V119H181V117H182V119L184 120L185 119V121L187 120L189 123H187V121L185 122V121H183L184 123H185V127L186 128H189V129H191V131H193L194 130V132L198 135V134H200L199 136V138H203V139H201V140H204L203 142L201 141V143L197 146V148H200V149H196V150H198V151H196V150H194L195 149V147H192L190 144H188V143H186L185 145H188V148H186V150H188V149H190V150H188V151H193L195 154H197L198 156H201L202 154H200L201 153V151H202V149H206L207 147H205V146H207L206 144H205V140H207L208 141V145L210 146H208V148H210V151H209V149L207 148L206 150H208V152L206 153V152H204V154L203 155H206V154H208V153H213V151H217L216 153L214 152V155L216 154L217 156H219V154H220V156H219V160H221V162L223 163V161H225L223 164H222V166L223 165H226L224 168H225V171L227 172L226 174L224 173L225 171H224V168L222 167V166H220L219 168L221 169V171H222V173H224V175L222 174L221 176H223V177H221L220 179L221 180H219V182H217V180H218V176H220L219 174H221V172L219 171L220 169L218 168V172L217 171H215L216 172V174L218 175H216L213 171H212V173H214V174H211V172L209 171L208 173H206V175H209V174H211L210 175V177H208L207 176V179H206V175H203V173H201L202 174V176H204L205 177V179H203V181H206V180H208V178H210L211 180H208V181H206V183L205 184H203V181L201 182V180H199L200 181V183H199V181H198V178H200V176H201V174L199 175V176H197V179H196V181H197V183H199V185L201 186L202 184H203V186H201L202 188H200V190L198 189V187L196 188V185L197 186H199L197 183H196V181L194 182L193 181V183H196V185L194 186H192L191 184L192 183H190L189 185H191V186H187V189L189 188V190H190V195L188 196V197H190V196H193L194 195V193H195V197H193V198H195L194 200H196L195 202L193 201V203L191 202H189L188 201V208L189 209H191V207H192V209H193V211L195 212V213H192V215L194 214V216L193 217H195L196 216V218L195 219H199L200 218V221H202L203 219H201V217L202 216H198L199 215V213H200V210L202 209V208H204V207H201V205H202V203H203V206H204V203H206V201L208 200L207 198H206V196H205V199H202V197H203V195L204 194H206V187H207V189H209L210 187L212 188V189H214V190H218L219 191V187L218 186H220L219 184H220V181H223V182H227L226 181V179H224V176H225V178H227V179H229V181H228V185L227 186H224V184H222L221 183V186L220 187H222V185H223V189L225 190V188H226V191L228 192V193H226L225 191H224V193L223 192H221V193H219V195L217 194L218 193V191H209V192H211V193H215V194H217L216 195V202H215V204H214V202H212V207L210 208V206H211V204L210 205H208V203H206L209 207H207V208H209L210 210L214 207L215 209V211L212 209V213L214 212V214H212L211 212H210V210H207L208 212H209V217L211 218V219H213V221L216 219L215 217L217 216V219H218V221H217V219L215 220L216 222H214V223H218V222H222V221H224L225 223L227 222V221H225V220H221V221H219V216H222L223 218L225 217L226 218V216H224V215H226V214H224V213H226L225 211H227V209H226V207H227V205H229L227 208H229L228 209V212H227V215H228V213L229 214H231V213H233L232 211H234L233 209L236 207V204H237V207L239 206L240 207V209L239 208H235V209H237V212H239V210L241 211L240 213L242 214V212H243V214H245V215H247V214H250L251 216L252 215H255L254 213H256V215L257 216H255V218H257V217H259L260 219H261V217L260 216H258V214H257V212H255V211H258V213L261 211V210H263L262 211V213H264V200H262V202L260 203L259 201H261V199H263L264 198V189H263V187H264V162L262 163V161L264 160V132H263V130H264V113L262 114V112H264V104H263V101H264V96H263V94H264V68H262V67H264L263 65H264V61H263V59H264V41H263V43H261L262 42V40H264V19H263V15H264V10H262V14L260 13V15H258V16H261L262 15V19H261V17H257V15L256 14H259V13H254L255 12V8H257V7H255V5H254V3H253V5L254 6H252V5H250L249 4V2H246V1H243V0H215V1H212L211 2V6L210 7H208V12L204 15V17L203 18H199L198 19V16H196L195 14H197V11H196V13H194V11L196 10V7H197V3H198V1L199 0H158V2L156 1V5H155V2H154V4H152ZM159 1H161L162 2V4H164L163 6H162V4L160 5V3H159ZM248 1V0H247ZM251 1H253V0H251ZM260 1V3L262 4V5H264V0H258L257 2H259ZM164 2H166V3H164ZM174 2H178L179 4H180V11H181V13H178L177 15H176V17H178V18H176L175 17V19H173L172 18V20H171V18H169V17H171V15L170 14H168V10H166L167 8L169 9L170 8V6H172L173 4H174ZM246 3H248V7H247V4ZM158 4V5H157ZM161 6V7H160ZM250 6V7H249ZM134 7V6H133ZM156 7H158V8H156ZM160 7V8H159ZM242 7V9H244V10H242V9H240V11H242V12H240L239 11V8H241ZM244 7V8H243ZM253 7V8H252ZM96 8V7H95ZM137 9V7H134V8H131V9ZM249 8V9H248ZM158 9V10H157ZM165 10L166 11H168V12H165ZM170 10V9H169ZM158 12V13H157ZM192 12V15L190 14ZM166 13V14H165ZM218 13V16L216 15ZM255 14V15H254ZM145 15V16H144ZM148 15V16H147ZM181 15V16H180ZM251 15H253V16H256L255 18H257V19H253L254 21H255V23H254V26L252 25V23L254 22L253 20H252V17H251ZM248 16H250V17H248ZM215 17V18H214ZM216 17H217V19H216ZM180 18V19H179ZM250 18H251V20H250ZM261 19L260 21H258V19ZM130 20V21H129ZM258 21V23H257V21ZM234 21V22H233ZM250 21H251V23H250ZM253 21V22H252ZM122 22V23H123ZM130 22V23H129ZM234 23V24H233ZM239 23V24H238ZM123 24V25H124ZM127 24H129V25H127ZM233 24V25H232ZM242 24H243V26H242ZM244 24H246V25H244ZM229 25H232V26H229ZM235 25H238V26H236L235 27ZM249 25V26H248ZM242 26V27H241ZM246 26H248V27H246ZM222 27H223V29H222ZM231 27V28H230ZM244 27H245V29H244ZM207 28H213V30H212V32H214L213 34H212V36L214 35V38L212 39V40H210L209 42H203V43H201L202 45L204 44V46L205 45H207V46H205V47H208V48H210V47H212L213 45H215L216 47H215V49L213 50V52H210V51H208L207 52V54H208V58H213L214 59V57H215V55H216V60H217V62H215L214 64L212 63V62H210V64H209V66H207V64H208V59L207 58H205V59H207V61H205V62H203L202 63V65L204 64V66H200V64H196L197 62H195V57L197 58L200 54H199V52L201 53V55H200V57H201V60L204 58V57H206V55L204 56V54H206V53H204V52H206V50L205 51H202L203 49H205V48H203L202 50H201V48L199 49V47L201 46L202 47V45L200 44V40H202V38L200 39V37H201V34L203 33V31L205 30V29H207ZM234 28H235V30H234ZM236 28H237V30L240 32V34H243V35H240L239 33L237 34V36H238V38H245V37H247L246 35H247V31H252L253 33H256V35H258V36H256L255 35V37H256V39H257V41L258 42H260L259 44H261V48H260V46L258 45V43L256 44V46H258V49H257V47L255 48H252V51H253V53H254V51L256 52V53H261V54H256V53H254L255 55H256V58H255V64H253L254 65V67H252L251 68V65L247 62V60H246V58H245V54L247 53V51H249V50H247L246 51V53L243 55V54H241V56L239 55L241 52H239V53H237L238 51H236L235 50V47H236V42L238 41L239 42V40H236L235 38L237 37L236 36V34H235V32H238L237 30H236ZM118 29V30H117ZM192 29V30H191ZM241 29V30H240ZM249 29H251V30H249ZM231 30V31H230ZM235 32H234V31ZM258 30V31H257ZM261 31V32H260ZM233 32H234V35L236 36H234L233 35ZM258 32V33H257ZM114 33L116 34V35H114ZM131 33H132V35H131ZM246 33V34H245ZM217 34V35H216ZM224 34V35H223ZM252 34V33H251ZM250 34V35H251ZM112 35V36H111ZM155 35H157V36H155ZM184 35H186V36H191V37H193V36H196L197 38H195V41H197V40H199L198 42H199V47H197L196 48V50L194 49L196 46H198V42L196 43H193V44H196V46L194 45L193 46V49L195 50V51H193L192 50V52H195L197 55H195V53H193L194 54V56L195 57H193V55H192V52H191V57L189 58V57H187L188 59H184V57H186V56H182L181 54H182V52H183V50H184V48H185V44H184V42L183 43H180V41H181V38L183 39V36ZM229 35H231V39L233 40V41H231V40H229L230 42L228 43V45H226L225 46V42H226V44H227V42H228V39L226 38V36H229ZM240 35V36H239ZM249 35V34H248ZM249 35V36H250ZM253 35V34H252ZM101 36H103V33H102V35H100V37ZM129 36H131V38L132 39H130L129 38ZM176 36V37H175ZM180 36V37H179ZM182 36V37H181ZM186 36H184V37H186ZM232 36H234V39L232 38ZM248 36V37H249ZM263 36V37H262ZM175 37V38H174ZM224 37V38H223ZM254 37V38H255ZM262 38V40H261V38ZM259 38H260V40H259ZM171 39V40H170ZM178 39V40H177ZM216 39H217V42H215L216 41ZM175 40V41H174ZM180 40V41H179ZM215 40V41H214ZM222 40V41H221ZM225 40V41H224ZM227 40V41H226ZM127 41H129V43L127 44ZM218 41H220V42H218ZM126 42V43H125ZM160 42H162V43H160ZM169 42V44H167ZM173 42H175V43H173ZM179 42V43H178ZM182 42V41H181ZM211 42H212V44H211ZM224 42V43H223ZM237 42V43H238ZM112 43V44H113ZM125 43V44H124ZM160 43V44H159ZM220 43V44H219ZM221 43H223V44H221ZM235 45H234V44ZM127 44V45H126ZM177 45V46H173V45ZM180 44H183V45H181L180 46ZM192 44V45H193ZM211 44V46L209 47V45ZM233 46H232V45ZM125 45H126V47H125ZM167 47H166V46ZM158 46V47H157ZM162 46H163V48L164 49H162ZM172 46V47H171ZM183 46V47H182ZM224 46V47H223ZM229 48H228V47ZM154 47V48H153ZM159 47H161L160 49H157V48H159ZM176 47V48H175ZM181 47H182V49H181ZM224 48V50H225V52L224 51H221V50H223V48ZM169 48V49H168ZM214 48V47H213ZM259 48L262 50H259ZM154 50V53H153V50ZM162 49V50H161ZM168 49V50H167ZM175 49H176V52H175ZM230 49V50H229ZM253 49H255V50H253ZM158 50H161V52H159ZM166 50V51H165ZM171 50H173V51H171ZM178 50H180V53H179V51ZM182 50V51H181ZM201 50V51H200ZM228 50V52H227V54H226V51ZM147 51V52H146ZM156 51H158V52H156ZM196 51H198V52H196ZM215 51H218V53H220V54H218L217 52H215ZM229 51L230 52H233V53H235V54H233V55H231L230 53H229ZM251 51V50H250ZM250 51H249V53H250ZM260 51V52H259ZM157 54H156V53ZM165 52H166V54H165ZM173 52H175V57L173 58V56H172V59H171V54L173 53ZM202 52H203V54H202ZM132 53H136V55L137 56H135V58L133 59V62H134V64L135 65H133V63L132 62H130L129 61V56L132 54ZM214 53H216V54H214ZM223 53V54H222ZM249 53H247V54H249ZM150 54V55H149ZM162 54H163V56H162ZM213 54H214V56H213ZM217 54H218V56H217ZM228 54H230L228 57H227V55ZM238 54V55H237ZM155 57H154V56ZM161 55V56H160ZM173 55V54H172ZM179 57H178V56ZM183 55H184V53H183ZM222 55V56H221ZM154 58H153V57ZM157 56H160L159 58L157 57ZM180 56H181V58H180ZM163 57V58H162ZM226 57V58H225ZM229 57H230V59H229ZM234 57V58H233ZM241 57H242V59H241ZM259 57V58H258ZM261 57V58H260ZM157 58V59H156ZM180 58V59H179ZM183 58V59H182ZM193 58L195 59V60H193ZM222 58V59H221ZM229 60H231L232 59V61L230 62L231 64V68H229V66H228V64H227V62L229 61ZM245 60H244V59ZM263 58V59H262ZM158 59H160V60H158ZM173 60V61H171V60ZM183 61H182V60ZM204 59V60H205ZM211 59H209V60H211ZM235 59V60H234ZM262 59V60H261ZM155 60V61H154ZM156 60H158L157 61V63H156ZM164 60H166V61H164L165 63H163V61ZM182 62H180V61ZM185 60V61H184ZM186 60H188V62L186 61ZM238 62H237V61ZM246 61V63H247V65L245 66V64H244V61ZM258 60V61H257ZM96 61V62H95ZM170 61V63H166V62H169ZM197 61V60H196ZM221 61V62H220ZM240 61V62H239ZM259 61H261V62H259ZM158 62H159V64H158ZM161 62V63H160ZM174 62H176V63H174ZM224 63V64H222V66L224 65V67L227 65L228 66V68H222V66L221 65H217V64H221V63ZM243 62V63H242ZM157 64V67H156V64ZM162 63H163V65H162ZM171 63H172V65H171ZM190 63V64H189ZM207 63V64H206ZM229 63V62H228ZM239 63V64H238ZM240 63H241V65H240ZM259 63V64H258ZM165 64V65H164ZM169 64V65H168ZM176 64V65H175ZM181 64V65H180ZM185 64V65H184ZM189 66H188V65ZM195 64V65H194ZM239 65V67H238V65ZM261 64H263V65H261ZM113 65V66H112ZM158 65H159V67H158ZM173 65H174V67H173ZM187 65V66H186ZM198 65H199V67H198ZM235 65H237V66H235ZM256 65V66H255ZM88 66H90V65H88ZM171 67L173 70H171L170 68H168V67ZM192 66V67H191ZM194 66H195V68H194ZM213 66V67H212ZM221 66V67H220ZM242 66V67H241ZM258 66V67H257ZM261 66V67H260ZM112 67V68H111ZM113 67H118L117 69H114ZM165 67H167V68H165ZM177 67V68H176ZM185 67H187L188 69H190L189 71H188V69H185ZM204 67V68H203ZM244 67V68H243ZM250 67V68H249ZM261 68V70H260V68ZM112 70H111V69ZM163 68H164V70H163ZM182 68V69H181ZM199 68H201V70L199 69ZM207 68V69H206ZM223 69V71H224V69H225V71L226 72H222L221 73V71H222V69ZM240 69V72L239 71H237L236 72V70L235 69H237V70H239ZM254 68H257V69H254ZM259 68V69H258ZM24 69H25V67H24ZM113 69H114V72H115V70H117V71H119V70H121V71H119L120 73H118V74H121L120 75V77H118V78H122L123 80H124V82L126 83V89H124L125 88V86H123V84H122V90H126V91H122L120 88H119V82L121 81V82H123V80H121V79H112V78H114V77H117L118 76V74H117V72H115V75L114 76H112L113 74H114V72L113 73H111L112 71H113ZM159 69V70H158ZM168 69H170L171 70V72H170V70H168ZM185 69V70H184ZM199 69V70H198ZM215 69V70H214ZM217 69V70H216ZM220 69V71H218ZM231 69H232V71H231ZM244 71H243V70ZM263 69V70H262ZM176 70H177V72H176ZM178 70H180L179 72H178ZM186 70H187V72H186ZM192 70V71H191ZM195 72H194V71ZM203 70V71H202ZM241 70H242V72H241ZM254 70V71H253ZM258 70V71H257ZM167 71V72H166ZM185 71V72H184ZM218 72V73H216V72ZM255 71H256V73H255ZM109 72H110V74H112L110 77H109V80H106V81H108L107 82V84H106V82L105 81H103V79H101L102 78V75L104 74V75H107L106 73H108L109 74ZM163 72H165V74L163 73ZM169 72V73H168ZM194 74H193V73ZM203 72V73H202ZM204 72H206V73H204ZM208 72V73H207ZM239 72V73H238ZM257 72H259V73H257ZM159 73V74H158ZM166 73H167V76H166ZM170 73H171V75H170ZM176 73V74H175ZM183 73V74H182ZM187 73V74H186ZM192 73V74H191ZM238 73V74H237ZM246 73H248L247 74V76L249 77L250 75V77L249 78H253L252 80H254L252 83L251 82H249V83H247V81L249 80L248 79V77H246L245 78V75H246ZM109 74V75H110ZM190 74V75H189ZM196 74V75H195ZM197 74H199V75H197ZM200 74H201V76H200ZM210 74V75H209ZM212 74H214L213 75V80H212V82L210 81L211 79H209L211 76H212ZM221 75V77H220V75ZM223 74V75H222ZM224 74H227V76L226 75H224ZM234 74V75H233ZM235 74H236V76L237 77H235ZM240 74H241V76H240ZM262 74V75H261ZM117 75V76H116ZM162 75V76H161ZM165 75V76H164ZM173 75V76H172ZM193 75V76H192ZM204 75H206V77L208 76H210L209 78H207V80L206 79H204L203 77H205ZM262 77V80L260 81V79H261V77ZM108 76V75H107ZM170 76H172V79H171V77ZM185 76H186V79L187 78H189V79H187V80H189V81H185L186 79H185ZM195 76H197L196 78H195ZM200 76V77H199ZM222 76H224V79H222L223 77ZM229 76V77H228ZM231 76V77H230ZM253 76V77H252ZM255 76H258V77H260V78H256ZM164 77V78H163ZM166 77H168V78H166ZM226 77V78H225ZM232 77L234 78V79H236V80H238V78L240 79V78H244V79H246L245 80V84L244 83H242V85L241 86H238V87H236V84H235V87H236V89H235V87H234V85H233V87L234 88H232V85L230 84V80H232ZM161 78V79H160ZM165 80H163V79ZM180 78V79H179ZM194 78H195V81H194ZM200 78V79H199ZM221 78V79H220ZM256 78V79H255ZM91 79V78H90ZM89 79V80H90ZM153 79V80H152ZM168 79V80H167ZM170 79V80H169ZM182 79V80H181ZM191 79V80H190ZM209 79V80H208ZM214 79H215V81H214ZM217 79V80H216ZM229 79V83H227V80ZM258 79V80H257ZM99 82H98V81ZM101 80H102V82H101ZM162 80V81H161ZM180 80V81H179ZM201 80V81H200ZM219 80V81H218ZM235 80V81H236ZM92 81V80H91ZM91 81H88V82H91ZM92 81V83H95V82H93ZM158 81V82H157ZM161 81V82H160ZM172 81V82H171ZM185 81V82H184ZM199 81H200V84H199ZM207 81H210V83H207ZM216 81H217V83H216ZM220 81H221V83H220ZM250 81V80H249ZM170 82V83H169ZM176 82H177V84L179 85V86H181V83H182V85H184V83H186V87H188L189 85H192V87L190 86L189 88L191 89L192 88V90L193 91H195V90H199V91H195V92H198V93H201V92H204V91H206V92H204V93H211L212 94V96L214 97V96H217V97H214L213 98V101H212V96H210V95H207V96H209L208 98L209 99H207V97H206V95H205V98L207 99L206 101H208L209 100V102H210V100L212 101V106L211 105H209V104H207L206 103V101H205V103L207 104V106H211V107H209V108H211V109H208V110H206V112L204 113L205 115H206V113H207V115L209 114H211V113H209L210 111L212 112V114L214 115V113H216L215 115H217L215 118L216 119H219V120H216L215 118H214V116L211 114V116H213L212 118H214V120L213 119H207V116H205L204 114H201L199 117L198 116H196V115H198L199 113H190L189 111L188 112H184V111H187V110H184V108L182 109V106H184L182 103H178L177 101V103L178 104H182V106H180V105H178L177 103H175L174 102V100L175 99H173V102H174V104H172V103H170L172 100H171V95H174V93L171 91V88L170 87H168V85L169 86H171L172 85V83H173V85L172 86H174V85H176L177 86V88H178V85L176 84ZM202 82H204L205 84L203 85V83ZM216 84H215V83ZM225 82V83H224ZM232 82V81H231ZM260 84H259V83ZM262 82V83H261ZM124 83V84H125ZM169 83V84H168ZM180 83V84H179ZM227 83V84H226ZM247 83V84H246ZM255 83H257V85H258V88L257 89H255L256 88V84ZM152 84V85H151ZM159 84H160V86H159ZM189 84V85H188ZM198 84V85H197ZM208 84H209V86H214V88H215V91H209V89H211L212 87H209L208 86ZM219 84V85H218ZM224 84H226V85H224ZM244 84V85H243ZM261 84H263V85H261ZM97 86L96 84H93V86ZM100 85V86H99ZM196 85V86H195ZM202 85V86H201ZM229 85H231V86H229V89H228V86ZM238 85V84H237ZM240 85V84H239ZM246 85H248V86H246ZM163 86H165V88L163 87ZM205 86H206V90H205ZM218 86V87H217ZM223 86V88L221 89L220 87H222ZM243 86V87H242ZM255 86V88L253 89V87ZM90 86H88V88H89ZM121 87V86H120ZM167 87H168V89H167ZM197 89H196V88ZM225 87V88H224ZM263 87V88H262ZM91 88H95L96 89V87H92L91 86ZM90 88V89H91ZM101 88V89H100ZM176 88V89H177ZM213 88V89H214ZM228 89V91H227V89ZM233 90H235V91H233L232 92V89ZM244 88V89H243ZM262 88V89H261ZM156 89V90H155ZM158 89H160V90H158ZM161 89H164L163 91L161 90ZM167 89V90H166ZM172 89H174L173 91L174 92H176V89L175 88H172ZM219 89V90H218ZM226 89V90H225ZM231 89V92L229 91ZM237 89H238V91H237ZM119 90H121V92L119 91ZM132 90H133V92H135L136 93V95H137V98L136 97H134L135 96V94L132 92ZM166 90V91H165ZM217 90V91H216ZM243 90V91H242ZM246 90H247V92H246ZM250 90V91H249ZM251 90H256V94H254L255 96L253 97V96H250L249 97V95H250V93L252 92ZM156 91V92H155ZM201 91V92H200ZM222 91V92H221ZM223 91H225V92H223ZM128 92H129V94H128ZM158 92V93H157ZM167 92V93H166ZM172 92V93H171ZM236 92H237V94H236ZM244 93V95L245 96H243V93ZM263 92V93H262ZM171 93V94H170ZM225 94V96H224V94ZM247 93V94H246ZM94 94V95H95ZM126 94V96L127 97H125L124 95ZM134 96H133V95ZM162 94V95H161ZM170 94V97L168 96ZM230 96H229V95ZM234 94H236V96H234ZM260 94V95H259ZM261 94H262V96H261ZM98 95L100 96V97H98ZM128 95H131L132 97H134V98H136V100H135V102H133L132 100H130V102L131 103H129V99H128ZM164 95V96H163ZM165 95L167 96V97H165ZM232 95V96H231ZM246 95H248V97L246 96ZM251 95H252V93H251ZM105 96V97H104ZM131 96H129V98H132ZM243 96V97H242ZM259 96H261V97H263V99L261 98V97H259ZM163 97V98H162ZM173 97V96H172ZM202 97L203 96H201L198 100H202ZM210 97H211V99H210ZM221 97V98H220ZM228 97H229V99H228ZM235 97V98H234ZM241 99H240V98ZM248 99H247V98ZM165 98V99H164ZM204 98V99H205ZM218 98H220V99H218ZM233 98H234V100L237 98H239V100H233ZM250 102L249 104L251 105V109L250 108H248L249 107V104L247 105L248 107H246L245 109H244V111H242V109L244 108L242 105H245L244 103H246V101L244 102V100H246V99ZM252 98V99H251ZM260 98V101L258 100ZM128 99V100H127ZM159 99H160V101H159ZM166 99H168V100H170L169 102H168V100H167V102H166ZM218 99V100H217ZM231 99V100H230ZM251 99V100H250ZM262 99V100H261ZM127 100V101H126ZM217 100V101H216ZM230 100V102L232 101V104H230V102L229 103H227L228 101ZM253 100V101H252ZM257 100V101H256ZM202 101H204V100H202ZM215 101H216V103H215ZM236 101H237V103H239V102H244L243 104H239L240 106L239 107H241L242 109H240V111H238L237 109H238V107L236 108ZM247 101V102H248ZM258 101L259 102H261V104L260 103H258ZM133 102V103H132ZM199 102V101H198ZM217 102H218V104H217ZM254 102L256 103L257 102V105H259L260 107H258L257 105H255L254 104ZM101 103H99V104H101ZM164 103V104H163ZM233 103H235L234 105H233ZM253 105H252V104ZM168 104V105H167ZM170 104V105H169ZM205 104V105H206ZM214 104V105H213ZM217 104V105H216ZM228 104H230V105H228ZM118 105H119V107H118ZM167 105V106H166ZM178 106L177 108L175 107V106ZM226 105V106H225ZM231 105H232V107H231ZM255 105V106H254ZM263 105V106H262ZM121 106V107H120ZM125 106V107H124ZM171 106H172V108H171ZM246 106V105H245ZM254 106V107H253ZM262 106V107H261ZM113 107V108H112ZM166 107V108H165ZM167 107H170V108H167ZM206 107V106H205ZM218 107V108H217ZM230 107V108H229ZM253 107V108H252ZM127 108V109H126ZM178 108H180V109H178ZM225 108V109H224ZM236 108V109H235ZM257 108V109H256ZM137 109V110H136ZM161 109V110H160ZM165 109H166V111H167V113H166V111H165ZM170 109H172V110H170ZM186 109V108H185ZM247 109H248V112H249V109H250V112H252V111H254L255 112V114L252 112V113H250V115H248V117H247V113L248 112H245V111H247ZM255 109V110H254ZM261 109V110H260ZM61 110H64L63 108L61 109ZM114 110V109H113ZM155 112H154V111ZM179 110L181 111V112H179ZM184 110V111H183ZM210 110V111H209ZM229 110V111H228ZM259 110H260V112H259ZM117 111V110H116ZM119 111V110H118ZM118 111L115 113V115H116V117L118 116V118L120 119V116L123 114H121L120 112V115H118L119 113H118ZM137 111V113L140 115V113ZM150 111V112H149ZM209 111V112H208ZM226 111V112H225ZM113 112H115V111H112V113ZM125 112V113H126ZM143 112H147L146 114H144ZM152 112V113H151ZM228 112V113H227ZM230 112V113H229ZM233 112H234V114H233ZM236 112H238V113H236ZM243 112L246 114V115H244L243 114ZM58 124H60V122H61V124H62V122H64L65 120H66V114H64L65 112L64 111H61L60 112V110H58ZM133 113V114H132ZM135 114V115H138V114ZM187 113H189V114H187ZM218 113V114H217ZM222 113V114H221ZM225 113H227V114H225ZM114 114V113H113ZM183 114V115H182ZM191 114H193V115H191ZM239 114V115H238ZM258 114H260V115H258ZM262 114V115H261ZM142 115V116H143ZM182 115V116H181ZM185 115V116H184ZM189 115V116H188ZM195 115V116H194ZM204 115V117H202ZM208 115V116H209ZM220 115V116H219ZM226 115V116H225ZM243 117H242V116ZM134 116V115H133ZM228 116H229V118H228ZM235 116V117H234ZM257 116V117H256ZM122 117V116H121ZM132 117V116H131ZM146 117V116H145ZM150 117L151 116H149L148 118L150 119ZM198 117V118H197ZM210 117V116H209ZM222 117V118H221ZM240 117H242V118H240ZM253 117V118H252ZM258 117H260V118H258ZM81 119L83 118V117H80ZM147 118V119H148ZM202 118V119H201ZM205 118V119H204ZM221 118V119H220ZM228 118V119H227ZM235 118V119H234ZM251 118V119H250ZM60 119V120H59ZM65 119V120H64ZM118 119V120H119ZM152 119V118H151ZM150 119V120H151ZM239 119H241V120H239ZM257 119V120H256ZM82 120H84V121H86V122H88V120L85 118V119H82ZM195 120V121H194ZM211 121L212 120V122L210 123V122H208V121ZM231 121V123L229 124L228 122L229 121ZM233 120V121H232ZM237 122L236 124H235V126L233 125V123H235V121ZM54 121H56V120H54ZM56 121V122H57ZM83 121V122H84ZM181 121V120H180ZM196 121H198V122H196ZM203 121V122H202ZM214 121H215V123H214ZM238 121H240V123L238 122ZM55 122V123H56ZM85 122V123H86ZM123 122V121H122ZM143 122V121H142ZM166 122V123H165ZM190 122L192 123V124H190ZM194 122V123H193ZM216 122H219V124L217 123L216 124ZM126 122H124V124H125ZM202 123V124H201ZM208 123V124H207ZM210 123V124H209ZM263 123V124H262ZM57 124V123H56ZM142 124H144V123H142ZM164 124H165V126H169L168 127V129H167V131H168V134H166L167 132H165V134H161V135H163V137L161 136V138H164V135L165 136H168V137H166V138H168L170 141H172V143H174L175 142V144H176V142L178 141V139H179V137L181 136L179 133H177V129H178V121L176 122H172V121H164ZM221 124H222V126H221ZM190 127H189V126ZM203 125V126H202ZM219 125V126H218ZM228 127H227V126ZM232 125V126H231ZM177 127V129H175L176 127ZM225 126V127H224ZM257 126V127H256ZM125 127V126H124ZM198 127V128H197ZM200 127V128H199ZM206 128V130H205V128ZM215 129H213V128ZM225 128H227V129H225ZM232 128V129H231ZM253 128V129H252ZM256 128V129H255ZM174 131H173V130ZM205 130V132H204V130ZM208 129V130H207ZM220 129V130H219ZM234 129V130H233ZM231 130H233V131H231ZM256 130H258V132L256 131ZM176 131V132H175ZM207 131H208V133H207ZM250 131V132H249ZM261 131V132H260ZM169 132H172V133H169ZM175 132V133H174ZM212 132V133H211ZM213 132H214V134H213ZM221 132V133H220ZM235 132V133H234ZM241 132V133H240ZM251 132L253 133V135L251 134ZM211 133V134H210ZM223 133H225V135L223 134ZM227 133V134H226ZM231 134V136H229L230 134ZM251 135L250 137H249V135ZM257 133V134H256ZM261 133V134H260ZM172 134V135H171ZM173 134H175V135H173ZM176 134H178L177 136H179L178 137V139H177V136H176ZM205 134V135H204ZM239 134V135H238ZM242 134V135H241ZM256 134V135H255ZM203 135V136H202ZM209 135V136H208ZM214 135V136H213ZM246 135V136H245ZM248 135V136H247ZM260 135V136H259ZM44 136V135H43ZM148 138H145V139H148V141H149V139H151V138H149L150 136L152 137V138H154V139H152V140H154L155 142H152L151 140H150V142H151V146H154V145H156V146H162V145H164L165 143H171L170 141L169 142H166L167 141V139L165 138V139H162V140H164V141H162L161 139H158V141H160L159 142V144H158V142H157V140H155V139H157L155 136H157V135H149V133H148ZM171 136V137H170ZM206 136H208V137H206ZM223 138H222V137ZM235 138H234V137ZM239 136H241V137H239ZM254 136V137H253ZM173 137H176V139H174ZM183 137V136H182ZM181 137V138H182ZM213 137V139H211ZM218 137V138H217ZM236 140V138H238L239 137V139H243L244 141H245V139L244 138H248L247 140L250 142V146H251V144H253V146L254 147H252V148H254V149H252L251 147V149L255 152V153H252L253 155L255 154L256 156H254V158L255 159H253V157H252V154H250V153H248V152H246V154L248 153V154H250V156L249 155H247V156H249V157H251V158H249V160H247V162H249L248 164H249V166H247L248 167V169H247V171H246V173H247V175H246V173H245V175L247 176L246 178H248V180L250 179V177L252 178V179H250L251 181H252V183H254L255 182V186L257 187H259V190H258V188H257V192H259V193H257L256 192V189L255 188H253L254 187V185L251 183L250 185H253V186H250V187H252L253 189L252 190H254L255 189V191H253V192H255L256 194H254V195H257L256 196V198L257 197H261L259 200L258 199H256V200H254V196L251 198V196H250V192L248 193V195L250 196V197H248L247 195V200H248V198H251L255 203L253 204L252 203V205H251V209L249 208L248 210H246L247 209V205L246 204H248V201H247V203L245 204V206H244V204H243V202L244 201H246V200H244L246 197H245V195H243V197H242V191H241V193H240V189H238V188H244V186H240V187H229V186H231V184H232V186L233 185H237V184H233V182L234 183H237L238 181L235 179L236 177H234V176H232V177H234V180H232L233 178H230L231 176V167L230 166H228V164H226L227 163V159H225V158H227L226 156H228V154H229V152L230 151H227V149L225 150V151H227L228 153H226V154H224V153H222V151H224V147H222V146H220V147H218L219 145H217V143L219 142V141H223L222 142V144L221 145H223L224 146V144L227 146V144L228 145H237V147L236 148H238L240 145H238L240 142H241V140H239V139H237V140H239V143L237 142V141H234L233 140V138ZM243 137V138H242ZM263 137V138H262ZM140 138H144V137H140ZM171 138V139H170ZM218 139L217 140V142H216V140L215 139ZM220 138V139H219ZM252 138V139H251ZM257 138V139H256ZM174 141H173V140ZM166 140V141H165ZM177 140V141H176ZM212 140V141H211ZM235 142V143H232L233 141ZM242 140V141H243ZM252 140V141H251ZM98 140H94V143H96ZM179 141H181V143H182V141L184 142V138H183V140H181V139H179ZM206 141V142H207ZM209 141L211 142L210 144H209ZM259 141V142H258ZM99 142V141H98ZM98 142H97V145H98ZM225 142V143H224ZM227 142V143H226ZM247 142V141H246ZM245 142V143H246ZM155 143V144H154ZM161 143V144H160ZM171 143V144H172ZM178 143V142H177ZM220 143V142H219ZM224 143V144H223ZM232 143V144H231ZM238 143V144H237ZM260 143V144H259ZM201 144H204V146H201ZM212 144V145H211ZM216 144V145H215ZM243 144H244V142H243ZM258 144H259V146H258ZM181 145L182 144H180V145H177L179 148H183V147H181ZM184 145V144H183ZM190 145V146H189ZM212 146V147H211ZM225 146V147H226ZM262 146V147H261ZM190 147V148H189ZM191 147L192 148H194V149H191ZM202 147H204V148H202ZM218 147V148H217ZM222 147V148H221ZM227 147H229V146H227ZM260 147V148H259ZM211 148L213 149V151H211ZM219 150V148L221 149V151H218L217 149ZM224 148V149H223ZM233 147H230V149H232ZM235 148V147H234ZM233 148V149H234ZM243 148H244V146H243ZM262 148V149H261ZM181 149L179 150V151H181ZM223 149V150H222ZM229 149V148H228ZM240 149V148H239ZM238 149V150H239ZM257 149V150H256ZM259 149V150H258ZM199 150H201V151H199ZM203 150V151H204ZM205 150V151H206ZM237 150V149H236ZM258 152H256V151ZM262 150V151H261ZM179 151H176V152H178V153H175V156H177L176 154H179ZM186 152L185 151V147H184V151H183V153L181 154L182 156H180V159H178V162H179V160H181V159H187V158H189V157H191L192 156V153L191 152ZM252 151V152H253ZM260 151V152H259ZM197 152V153H196ZM220 152V153H219ZM244 152V153H245ZM249 152H251V150L249 151ZM185 153V154H184ZM187 153H189V154H187ZM191 153V154H190ZM243 153V152H242ZM244 153H243V155H244ZM257 153V154H256ZM260 153H262L261 155L263 156V158H262V156H259V154ZM183 154H184V156H183ZM195 154H193V157H195L194 155ZM222 154H223V156H222ZM187 155H188V157H187ZM190 155V156H189ZM202 155V157H207V156H203ZM209 155V154H208ZM216 155H215V157H216ZM211 156H213V155H211ZM210 155H209V157H211ZM245 156V155H244ZM174 157V156H173ZM179 157V156H178ZM184 157H187V158H184ZM192 157V158H193ZM201 157V158H202ZM223 157H225L224 159H223ZM191 158V159H192ZM198 158V159H197ZM196 159L197 160H199V157H197ZM208 158V157H207ZM216 158H218V157H216ZM246 158H248V157H246ZM195 159V161H197ZM222 159H223V161H222ZM234 159V158H233ZM259 159V160H258ZM183 160H181L182 162H183ZM188 160V159H187ZM189 160H190V158H189ZM179 162V163H182V162ZM200 162H201V160H199ZM202 161H204V159L202 160ZM185 162V161H184ZM198 162V161H197ZM261 162V163H260ZM260 163V164H259ZM183 164V163H182ZM257 165V166H256ZM259 165H260V167H259ZM230 167V168H229ZM227 168H229V169H227ZM96 169V168H95ZM256 169V170H255ZM261 169V170H260ZM97 171H98V167H97V169H96ZM95 170V171H96ZM227 170H229L230 171V173L228 174V172L229 171H227ZM93 171V170H92ZM95 173H97V172H95ZM249 173V174H248ZM99 174H101V173H98V178H101V175L99 176ZM238 174H240V172H238ZM125 177V186L123 187L124 189H121L122 191H120L121 193V198H120V196H119V198H120V201L118 202L119 204H115L116 205V207H110L111 208V210L113 209L114 211H113V215H115L114 213H116V215H117V221H116V223H115V225L117 226L115 229H118L119 228V230H117V231H119V232H123L124 234H125V238H127L128 239V237H129V239L131 238H133L132 239V241L136 238L137 239V237H139L138 239H137V241H140L141 240V243L139 242V245L140 244H143L145 241H144V239H145V237H152L151 235H153V236H159L158 235V233L159 232H166V227L164 226V225H162V223L161 224H157V227H156V224L155 225H152V223H151V227L149 226V227H146V228H138V229H136V228H133L134 227V225H133V222L132 221H130V222H132V223H129V220H131L132 219V215L133 214H136L138 211L140 212V210L142 209V210H144V207L145 206H143L144 205V203L145 202H142L141 200V202H142V204H140L139 203V205L137 206V202H134V200L136 199L137 201H138V199L135 197V196H138L139 195V192H140V189H139V191L138 190H136L135 191V186H132V185H129V183H128V171H126L124 174H123ZM214 175H216L217 176V178L214 176ZM229 175V176H228ZM244 175V176H245ZM1 176V178H2V176L3 175H0ZM249 176V177H248ZM253 176V177H252ZM257 176V177H256ZM90 177H91V175H90ZM216 178L215 180H216V182L217 183H219L218 184V189H215V188H217V187H213L214 185H213V183H215L214 181V179L213 178ZM81 178V177H80ZM79 178V179H80ZM103 178V177H102ZM203 178V177H202ZM2 179H5V176H3V178ZM46 179V178H45ZM48 179V178H47ZM46 179V180H47ZM85 179V178H84ZM95 179H97V178H95ZM94 179V180H95ZM189 179H190V181H189ZM189 179H185L184 180V183H182L183 184V186H184V184H185V182H186V184L188 183V182H192V178H189ZM82 180H83V178H82ZM90 180H91V178H90ZM100 181H103L102 179H99ZM193 180H195V178H193ZM214 180V181H213ZM225 180V181H224ZM231 180L233 181L232 183H231ZM241 180V179H240ZM239 180V181H240ZM49 181V182H48ZM48 181H45L46 182V184L44 183V181L42 182V184H41V186L40 187H43V188H46L47 186L50 188V187H52L53 186V183L50 181V180H48ZM78 181V180H77ZM81 181V180H80ZM85 181V180H84ZM87 181V180H86ZM85 181V182H86ZM91 181H93V180H91ZM188 181V182H187ZM212 181H213V183H212ZM242 181V180H241ZM240 181V182H241ZM83 182V181H82ZM84 182V183H85ZM96 182H97V180H96ZM95 181H93V184L95 183V184H97ZM99 182V181H98ZM209 182H211L212 183V186H211V183L209 184ZM229 182H230V184H229ZM84 183H82V184H84ZM87 183V182H86ZM6 186L5 187H7L8 186V183H4ZM3 183H0V185H4ZM79 184V183H78ZM81 183H80V186L82 185ZM91 184H92V182H91ZM92 184V185H93ZM185 184V185H186ZM209 186V188H208V186ZM45 187H44V186ZM87 185V184H86ZM86 185H84V186H86ZM92 185H90V188H91V186ZM188 185V184H187ZM226 185V184H225ZM79 186V185H78ZM83 186V185H82ZM84 186L83 187H80V188H84ZM94 186V185H93ZM199 186V187H200ZM262 186V187H261ZM47 187V188H48ZM225 187V188H224ZM229 187V188H228ZM249 187V186H248ZM1 188V187H0ZM192 188H195L199 193H200V191H201V189L202 190H205V193L202 195L201 193L199 194V193H196L197 191L195 190V189H193V190H195V191H193L192 190ZM205 188V189H204ZM234 188V189H233ZM237 188V189H236ZM89 189V188H88ZM91 189H93V188H91ZM137 189V188H136ZM211 189V190H212ZM222 189V188H221ZM220 189V191H222ZM231 189H233L231 192L229 191V190H231ZM241 189V190H242ZM84 190H85V188H84ZM87 190V189H86ZM210 190V189H209ZM239 190V191H238ZM245 190L246 191H248V189H246V186H245ZM42 191H43V189H42ZM88 191H90V190H88ZM191 191H192V194H191ZM219 191V192H220ZM243 191H244V189H243ZM45 192V191H44ZM87 192V191H86ZM239 192V193H238ZM91 193V192H90ZM203 193V192H202ZM208 193V192H207ZM236 194L237 193V195H230V194ZM245 193V192H244ZM243 193V194H244ZM119 194V195H120ZM132 194V195H131ZM224 194V195H223ZM262 194V195H261ZM133 196L132 198H131V196ZM143 195V194H142ZM145 195V194H144ZM143 195V196H144ZM197 195H199V198L197 197ZM201 195H202V197H201ZM222 195V196H221ZM228 196L229 195V200H228V198L226 197V196ZM241 195V196H240ZM143 196H142V198H143ZM214 197L215 195H211V197ZM231 196V197H230ZM240 197V199H239V197ZM126 197H129V198H131V200L130 201H127L126 200ZM201 197V198H200ZM210 196H208V198H209ZM209 198V199H211L212 200V198ZM220 198L221 200H217V198ZM225 198V200L223 199V198ZM235 197L237 198V199H235ZM133 198H135V199H133ZM180 198H181V203H183V202H185V201H187V200H183V199H185V198H183V197H179V201H180ZM193 198H191V200H193ZM196 198H198V199H196ZM204 198V197H203ZM215 198H213V199H215ZM218 198V199H219ZM232 198V199H231ZM244 198V199H243ZM207 199V200H206ZM250 199V200H251ZM126 200V201H125ZM129 200V199H128ZM135 200V201H136ZM204 200H206V201H204ZM227 200V201H226ZM232 202H231V201ZM235 200H237L236 201V203L235 202H233V201H235ZM243 200V201H242ZM81 201H83V200H81ZM204 201V202H203ZM213 201V200H212ZM223 201H226L225 203H222ZM230 201V202H229ZM239 201V205H238V202ZM242 201V203H240ZM85 202V201H84ZM84 202H82V203H84ZM130 202V203H129ZM198 202H200V203H198ZM219 202V203H218ZM250 202V204H251V202L252 201H249ZM256 202H259L260 204H258V203H256ZM81 203V204H82ZM132 203H134V204H136V206H137V208H136V206L134 205H132ZM209 203H210V200H209ZM231 203H233V204H231ZM86 204V203H85ZM184 204V203H183ZM182 204V205H183ZM185 204H186V202H185ZM191 206H190V205ZM226 204V205H225ZM240 204L242 205V206H240ZM256 204H258V206L260 207V210L257 208V210H256V207H254L253 205H256ZM69 205V204H68ZM197 205H199L200 206V208H199V206H197ZM221 206V207H224V208H222L223 210H220V211H222L221 213H220V211H219V207L218 206ZM223 205V206H222ZM232 207H234V208H232L231 209V206ZM234 205V206H233ZM85 206V205H84ZM83 206V208L84 209H87L89 212H90V210L85 206L84 207ZM147 206V205H146ZM194 206V207H193ZM244 206V207H243ZM257 206V205H256ZM262 206V207H261ZM68 207V206H67ZM70 207V206H69ZM69 207H68V209H69ZM143 207V208H142ZM183 207H184V205H183ZM198 207L200 210H198V209H196V208ZM216 207H218L217 209H216ZM249 207V206H248ZM253 207L255 208V209H253ZM109 208V209H110ZM132 208H135V210H136V212H135V210H134V213H132L131 214V212H132ZM146 209L144 210V212L148 209V207H145ZM195 208V209H194ZM207 208H204V209H207ZM244 208H245V210H244ZM221 209V208H220ZM226 209V210H225ZM239 209V210H238ZM66 211H67V214H66V211H64V215L66 214V216H63V217H65V219H62V220H64V222L62 221V220H60L61 222H63V223H61L60 221H58V226H59V231L61 230V231H63L64 229L65 230H68V228H67V226L69 225H67L66 224V227H65V220L66 219H69L70 217L72 218V216H70L69 218H68V215H70L69 214V212H68V210L67 209H65ZM111 210H109L110 212V214H111V217H112V211ZM131 210V211H130ZM178 210V209H177ZM198 210V211H197ZM252 210H254V211H252ZM87 211V212H88ZM130 211V212H129ZM203 211V210H202ZM206 211V210H205ZM207 211L205 212L206 214H204V215H206L205 217H207ZM219 211V212H218ZM248 211H252V212H254V213H252V212H249L248 213ZM84 212V211H83ZM86 213V211L84 212V213H81V211L79 212V216H80V218L79 219H82V220H84V221H86V220H90V222H88V225L91 223V221H94L95 222V225L97 224L98 226H100L101 224L100 223H98V220H99V218H97V215H96V217L94 216V215H92V213L90 214V213ZM143 212V211H142ZM147 212V211H146ZM145 212V213H146ZM215 212H216V214H215ZM217 212L219 213V216H218V214H217ZM235 212V211H234ZM246 212H247V214H246ZM176 213H177V211H176ZM198 213V214H197ZM203 213H204V211H203ZM202 212H201V214H203ZM222 213H223V215H222ZM261 213V212H260ZM130 214V215H129ZM181 214V215H180ZM183 214H184V212H183ZM182 214V212H180L179 214L177 213V214H175L174 213V218L176 219V220H174V222H176V224L179 222V225H184V226H187L188 225V223H189V220L187 219V217H186V219H185V215H183ZM196 214V215H195ZM221 214V215H220ZM76 216L75 217V219H73L72 218V221H71V223H73L74 224V222H76L77 220H76V218L77 217H79V216ZM140 215H145V216H143V217H146V215L147 214H142V213H138V216H140ZM232 215V214H231ZM230 215V216H231ZM262 215V217L264 218V215L263 214H261ZM98 216H99V214H98ZM129 216H131V219H129L130 217ZM136 216V215H135ZM179 216V217H178ZM212 216V217H211ZM230 216H228L229 218H230ZM67 217V218H66ZM134 217V216H133ZM198 217V218H197ZM221 217V218H222ZM227 217V218H228ZM71 218L69 219V220H71ZM113 218V217H112ZM112 218L110 219V222H112V224L114 223L113 221H112ZM116 218V217H115ZM115 218H114V220H115ZM222 218V219H223ZM224 218V219H225ZM254 218V219H255ZM78 219V221L80 222V223H82L81 221L82 220H79ZM108 219H109V217H108ZM128 219V220H127ZM135 219H136V217H135ZM179 219V220H178ZM244 219V222H246V221H248V220H245V218H243ZM254 219H253V221H254ZM73 220H75V221H73ZM182 220H184V221H182ZM252 220V219H251ZM250 220V221H251ZM77 221V224L79 223ZM134 222H135V220H133ZM188 221V222H187ZM204 221V220H203ZM213 221L211 220V223H209V225H207L208 226V229H209V227H211V231H212V229L214 230V226H220V228H222V229H226V228H224L225 226H223V227H221V225L223 224H225V223H218V224H214V225H212V223H213ZM252 221V222H253ZM262 221L264 222V220L262 219ZM87 222V221H86ZM93 222V223H94ZM100 222V221H99ZM233 221H231L230 223H232ZM235 222V221H234ZM232 223L233 225L234 224H237V222H235V223ZM249 222V221H248ZM60 223V224H59ZM79 223V224H80ZM83 223H85V222H83ZM93 223H91L92 225H93ZM227 223H229V222H227ZM226 223V224H227ZM250 223V222H249ZM249 223H248V225H249ZM61 224L63 225V226H61ZM76 224V223H75ZM132 224L133 226L131 227L130 225ZM187 224V225H186ZM220 224V225H219ZM225 224V225H226ZM247 224V223H246ZM72 225V224H71ZM182 225V226H183ZM211 225V226H210ZM229 225V224H228ZM227 225V226H228ZM247 225V226H248ZM64 227V228H61V227ZM74 226H77V225H74ZM78 226H80V225H78ZM94 226V225H93ZM98 226H95V227H97L98 229L100 228V227H98ZM163 226V227H162ZM205 226V225H204ZM226 226V227H227ZM251 226V227H250ZM249 226V232H247L248 230V228L245 230L247 233H250L251 232V228H252V225H250ZM102 227V226H101ZM115 227V226H114ZM132 228V230H131V228ZM158 227H159V229H158ZM201 227H203L202 225H201ZM206 227V226H205ZM204 227V228H205ZM79 227H77V229H78ZM81 228V227H80ZM148 228V229H147ZM204 228H202V229H204ZM207 228V227H206ZM205 228V229H206ZM217 229L219 228V227H216ZM228 228V227H227ZM97 229V230H98ZM147 229V230H146ZM203 230L204 232H207V234H205L204 233V236L206 235L207 237L211 234V232H210V230ZM229 229L231 230V228L229 227ZM63 231V232H66V231ZM71 230V229H70ZM70 230H68V232L70 231ZM100 230V229H99ZM99 230H98V232H99ZM160 230H163V231H160ZM219 230V229H218ZM226 230H228V229H226ZM252 232H254V235H255V232H256V229L253 227L252 228ZM255 230V231H254ZM61 231H60V235L62 234V235H64L63 233H61ZM81 231H84L83 230V228H81ZM156 231V232H155ZM203 231H202V233H203ZM215 231V233L217 234L218 233V231L217 230H214ZM217 231V232H216ZM220 231V230H219ZM222 231L223 230H221V233H219V235H220V237H221V234H223L222 233ZM232 231V230H231ZM230 231V233L228 232V231H223L225 234H223L222 235V238L224 239V235H228V236H226V239H224L225 241H227V239L229 238V240L230 241H232L235 237H233V235L234 234H236L235 232H236V230L235 231H233V233ZM121 232V233H122ZM210 232V234L208 235V233ZM226 232H228V233H226ZM198 232H196V233H193V234H188V236L189 237H187V234L186 235H184V236H182L183 238V240L185 239V240H187V241H190V243H192V241L194 242V241H196V242H199V240L197 239V237H198V234H197ZM213 231H212V234H214V235H212V237L213 236H216V234H215ZM231 233L233 234L232 236H230L231 235ZM58 234H59V232H58ZM124 234H123V236H124ZM148 234H150V236H146V235H148ZM238 234V233H237ZM236 234V237H238V238H235V240H238L237 242L234 240L233 241V243H237V244H239V241L240 242H242L243 244H244V242H243V239L242 238H240V237H243L244 235V237L246 238V240L248 241H245L246 242V244L247 245H244V246H247V247H244L243 245H242V243H241V247H244L245 249L247 248L248 249V245H249V241H250V239L248 238V237H251V236H254L253 234H251L250 233V235L251 236H247V234L246 233H242L241 232V234L240 235H243V236H238ZM59 235V237L60 238H62V235L60 236ZM66 235H68V233H66ZM89 235V234H88ZM140 235H141V237H140ZM145 235V236H144ZM89 236H91V237H87V240H89V238L91 239L92 238V234L91 235H89ZM132 236V237H131ZM217 236H218V234H217ZM230 236V237H229ZM235 236V235H234ZM258 236H259V234H258V232H257V236L255 235V237H257L258 238ZM64 237V236H63ZM67 238H68V236H66ZM219 236H218V238H217V240H214V237L212 238V240L213 241H218L219 240V238H220ZM231 237H233V239L231 238ZM67 238H65L64 237V239L63 240H65V239H67ZM141 238H144L143 240L141 239ZM186 238H188V239H186ZM209 239H207L206 241L209 243L210 242V244H212L213 246L215 245V243L213 242V241H210V239H211V236H209L208 237ZM216 238V237H215ZM222 238H220V241L222 242V244H229V246L228 247H226L228 250H233V251H231V252H233V254H235L236 252L234 251V250H236L235 249V247H236V245L237 244H235L234 246H232L233 245V243H231V242H226L225 243V241L222 239ZM231 238V239H230ZM252 238V237H251ZM257 238H253V239H257ZM260 238V237H259ZM130 239V240H131ZM242 239V240H241ZM262 239V238H261ZM62 240V241H63ZM147 240H152V239H147ZM146 240V241H147ZM136 240H134V242H135ZM144 241V242H143ZM92 243H95V244H97L96 243V240H92L91 241ZM90 242V244H92ZM221 242H219L218 241V244L216 243V245H215V247L218 245V247H219V245H221L222 246V249L221 250H223V249H225V247H223L224 245H222L221 244ZM252 242H253V240H252ZM61 243V242H60ZM146 243V242H145ZM145 243H144V245H145ZM214 243V244H213ZM220 243V244H219ZM86 244V243H85ZM196 244H198L196 247H198V246H200V247H198V250L199 251H201L202 252V249L204 248H202V243H196ZM231 245V246H230ZM250 245H252V243H250ZM249 245V247L251 248L252 246H250ZM137 246H138V242H137ZM143 246V245H142ZM203 246H206L207 247V245L206 244H203ZM211 246V245H210ZM138 247H140V246H138ZM215 247H213V248H215ZM216 247L215 249H216V252H215V249H213L212 247H209V248H211L212 250H214V252H215V255L216 254H218L217 252H218V250H219V248H221V247ZM230 247H233V249H229ZM208 248V247H207ZM207 248H205L206 250H204L203 249V251H205L206 252V254L208 255V252L207 251H209L210 249H208L207 250ZM252 249V248H251ZM221 250H219L220 252L219 253H221ZM226 250V249H225ZM227 250V251H228ZM242 250H244L243 248H242ZM198 251V252H199ZM236 251H238V250H236ZM246 251H249V250H246ZM264 251V250H263ZM261 252V254H263L264 255V252ZM226 252V251H225ZM225 252H224V254H225ZM239 252V251H238ZM243 252V251H242ZM9 254L8 255H6L7 257V260H9V258H13V256L16 254V252L15 253H13V252H8ZM203 253V252H202ZM210 253V252H209ZM227 253V252H226ZM248 253V252H247ZM252 254V252H249V254ZM206 254L205 253H203V254H201L200 255V252L198 253V256L200 255V259H202L203 260V258H205L206 257ZM224 254H219L220 256L221 255H223V256H221V258H220V256H218V260H219V258L220 259H226V258H228L227 257V255H226V257H224L225 255ZM231 254V253H230ZM233 254H231V255H233ZM239 254H240V252H239ZM238 253L237 254H235V255H233V257L234 258H232L231 260H232V263H233V260H234V263H238V259H239V262H240V260H241V262H243V263H241V264H246V262L245 261H247L248 262V259L249 258H251V257H247V259H246V256L247 255H249V254H244L245 255V257H244V255H243V257H241L242 255H239ZM46 255L47 254H43L42 256H40L41 258H42V260H41V258L39 259V260H41V262H40V264H43V263H45V259L46 258H44V257H46ZM85 255H87V254H85ZM100 255V254H99ZM99 255H98V258H99ZM113 256H118V254H112ZM196 256H197V253L195 254ZM195 255H193L194 257H188V258H190V259H196L197 257L195 256ZM203 255H205V256H203ZM231 255H229V251H228V256H230L228 259H226V261L227 260H229V262H228V264H230L231 262H230V258L232 257ZM10 256V257H9ZM12 256V257H11ZM101 257L100 258H103L104 256H102V255H100ZM201 256H203V258H201ZM235 256L236 257H238L237 258V260H235L236 258H235ZM239 256H240V258H239ZM250 256H252V255H250ZM9 257V258H8ZM196 257V258H195ZM224 257V258H223ZM254 257H256V256H254ZM258 258H259V255L257 256ZM253 258V259H257L256 261L257 262H259L258 260H260L261 258ZM261 257V256H260ZM129 258V257H128ZM216 258H217V255H216ZM243 258H245L244 260H243ZM263 258V257H262ZM252 259V258H251ZM48 260V259H47ZM46 260V261H47ZM69 260V259H68ZM74 260H77L78 261V259H74ZM101 260V259H100ZM118 261L117 262H119L120 261V263L121 264H135V263H129V262H126L125 260L124 261H122V260H120L119 258L117 259ZM10 261H12V259H10ZM49 261V260H48ZM47 261V262H48ZM71 261V260H70ZM123 263H122V262ZM193 261H195V260H193ZM205 260H203V262H204ZM220 261V260H219ZM225 260H223V262H224ZM252 261L253 260H250L249 261V263H247V264H251L252 263ZM256 261H255V263H253V264H256ZM261 261V260H260ZM36 262V261H35ZM69 261H67V263H68ZM75 262V261H74ZM206 262V261H205ZM217 262V264L219 263L218 261H216ZM220 262H222V260L220 261ZM26 263L27 264H31L30 262L28 263V261H26ZM34 263V262H33ZM32 263V264H33ZM71 263H72V261H71ZM71 263H69V264H71ZM260 263V262H259ZM35 264H39L38 263V260H37V262L35 263ZM48 264H49V262H48ZM74 264V263H73ZM154 264V263H153ZM219 264H223V263H219ZM224 264H227L226 262H224ZM238 264H240V263H238ZM258 264V263H257Z\"/></svg>",
    "mask_w": 264,
    "mask_h": 264
}]
</instances>
